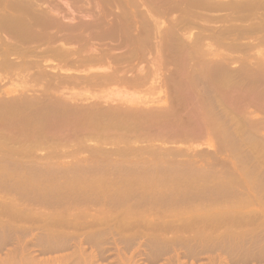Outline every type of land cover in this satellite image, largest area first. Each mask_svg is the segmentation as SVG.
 I'll list each match as a JSON object with an SVG mask.
<instances>
[{
  "label": "rangeland",
  "instance_id": "rangeland-1",
  "mask_svg": "<svg viewBox=\"0 0 264 264\" xmlns=\"http://www.w3.org/2000/svg\"><path fill=\"white\" fill-rule=\"evenodd\" d=\"M165 1H167V2L165 3ZM194 1L195 0H188V1L187 0H148V2H147V0L146 1L145 0H129V1L128 0H0V36L2 37V38H0V51H1L0 52V61L2 60L4 63V66L0 65V91H1L0 92V99H2V100H0V106L1 105L3 106V107L1 106V108H0V110H1L0 111V119H2L4 121V119L1 117V115L3 116L6 112H3L4 110L2 108H5V110H6L7 106L9 107V103L7 102V101H9V100H7L8 98H12L15 95H23V96L25 95L28 98L33 97L32 100L34 99V97L38 98V97L43 96L45 98V99L35 98L33 103L30 102L29 106L25 103H24L25 104L24 105L23 102H21V103L10 102V105L12 107H9L10 108L8 110L9 114L7 112V116H9V115L11 116V114L13 116V112H16L17 114L19 112L18 115L20 117L17 115V118H20V119L17 120L15 118L16 119V121H15L14 117H16V115H15L16 113H14L13 117L12 116L7 117L6 114H5V116L7 118H5V116H3L5 118V122H3V125L1 124L2 120H0V126L2 127V128L0 127V133H2V135H5L6 137H8V135L10 134L9 138L10 139L13 138L12 142L16 141L17 139L21 141V142H19L17 140L16 143L15 142L12 143L8 138H5V136H4V138H5L4 142L7 141V139H8L7 144L10 147H8V145L6 143H4V144H6L4 146V144L1 143L3 141V136L1 137V134H0V148L2 147L1 148L2 150H0V151H2V152H0V257H1L0 261L4 262V259H6V256H7L8 259L5 260V263H7L6 261H8L7 264H13L12 256L14 254L18 255L17 253H19V255H18L19 259L15 258V257H17L16 255H14L15 257L13 259L14 261H16L18 259L19 262H15L18 264H24L23 262L25 260H23V258L26 257V256H23L24 254L31 257L32 259L33 258L35 259L38 257L37 259H35L36 263H38V264H46V263L47 264H54V263L57 264L58 263L57 261L62 263L61 259L63 256H66V255L74 252L75 250L77 251V249H80V250H83V252H85V254H87V253L92 254V252L94 251L95 254L99 255L98 257H100V258L98 260H95L96 262L94 261L95 264L96 263L97 264H113V263L116 264L117 263L116 261H118L117 259H119L117 264H119V263L123 264L122 261L125 262V260H126L125 258L128 259V257H124V256H130L128 259V263H131V261H133L135 258L134 263H136V264H139V263L140 264H146V262H147V264H164L163 262H166L168 260H169V264H242V263L243 264H264L263 258H259L260 262H259L258 258H257L258 260L256 258L254 260L249 259L248 260L249 263L246 260L245 261L244 260L236 261V259L235 260L233 259V257H235L234 253L236 251H237L236 253H241V254L244 253L245 254V252L249 251V249H250L248 254L249 253L252 254L253 251L258 252L257 250L259 248L264 249V247H263L264 246V244H263L264 243V155H262V153L264 154V147H263L264 146V135H263L264 134V124L262 125L263 128L260 127L261 123H257L258 125H256V122L259 119H261L262 117L264 118V112H263V109H261V107H263V105H264V100H263L264 99V86H262V85H264V83H263L264 80H262V78L264 79V77H263L264 76V73H263L264 72V68H263L264 67V49H263L264 48V40H263L264 39V31H263L264 30V2H263L264 0H244V1L243 0H235V1L234 0H210L211 2L210 1L207 2L208 0H196L195 2ZM228 1H229V3H228ZM138 2H140V3H138ZM124 3H125V5H124ZM176 3H177V5H176ZM207 3H208V5H207ZM231 5H233V7ZM214 6H215V8H214ZM228 6H229V9H227ZM235 6H236V8H235ZM152 8H153V11H155L157 13L154 12L152 14L151 13V12H153ZM177 8H178V10H177ZM195 8H197V9H195ZM208 8H210L211 10ZM161 9H162V12H161ZM218 9L220 11H218ZM181 10H182V12H181ZM139 11L140 12L144 11L145 13H147L146 11H150L148 13L153 15L152 19L155 18V19H153V20H155V22L152 21V23H151V21H149L147 23L145 21L144 17L141 18L140 21H137L138 23L136 22V25L138 24L137 25L138 27H143L144 25H146L145 29L148 30V33L147 34L145 33V34L147 36H148V34L150 36L151 35L150 33L153 32L154 27L156 29L158 26L160 27V29H162L161 32H165V34L162 33V35H163L162 40L164 43L163 42L159 43L160 48H161V49L160 48L159 49H160V52H162V54H161L158 51V54L160 55L159 57L156 54L157 50H159V49L156 47H153V49H151L152 44L150 45L151 48L149 47V42L157 41V39H158V37L157 38L155 37L156 35L154 32H153L154 36L152 34V36L155 37V39L153 38L154 40L151 41L152 37L148 36V38H147V36H146L143 38V42H140L142 44L147 43L148 45H146V47L148 46V49L143 48V47H145V45L144 46L140 45L141 46L140 48L143 51L140 49L139 50L140 52L139 51L137 53L132 52V54H131V50H133L132 48L134 47V50H135V48H136L135 46H138V44L135 45L134 44L135 42L131 43L132 39H129V41H128L127 39L129 37L126 36L127 33L125 35V33L122 32L123 35L125 37H127L124 39L123 38L124 36L122 35L123 41L118 36H117L118 38L114 37L113 35H112V37H110L111 34L109 32L111 30L109 29V26H113V25L116 26L117 25L116 23H118V26L122 25L121 27L119 26L120 29H122L124 31L129 30L128 32L132 31L133 27L135 26L132 24L135 22V19H134L135 16L133 14H135V12H136V14H141V13H139ZM203 14H205V15H203ZM223 14H225V15H223ZM247 14H248V16H247ZM62 15L66 18H64ZM95 15H97V16H95ZM175 15L177 16L176 18H175ZM199 15H201V16H199ZM35 16H38V18L36 19ZM182 16H184V17L182 18ZM92 17H94V18H92ZM205 17H206V19H205ZM40 18H42V19H40ZM49 18H51V19H49ZM116 18H117L118 22L116 21V23H115ZM135 18L139 20V18H137V17H135ZM233 18L236 20H234ZM2 19H3V21H2ZM55 19H56V21H55ZM129 19L130 20L132 19V20L130 21ZM203 19H204V22H203ZM252 19H253V21H252ZM41 20L43 21V24H42ZM61 20H62V22H61ZM133 20H134V22H133ZM181 20H182V22H181ZM193 20H194V22H192ZM209 20H211V21H209ZM7 21H8V23H6ZM36 21H37L38 25L40 24L39 26H37ZM89 21H90V23H89ZM224 21H225V23H224ZM242 21H244V22H242ZM66 22H68V23H66ZM195 22H197L199 25H197V23H195ZM50 23H51V25H50ZM180 23H181V25H180ZM140 24H144V25H140ZM148 24H150V25H148ZM182 24H184V26H185V28H183V30L180 29V27L182 28ZM231 24L233 26L236 25V27L235 26L232 27ZM242 24H244V25H242ZM152 25H153V28H152ZM190 25H191V28H188V27H190ZM67 26H68V28H67ZM89 26H90V29H89ZM125 26H129L130 28H127ZM212 26H214V27L212 28ZM238 26L241 28H239ZM260 26L263 28H261ZM69 27H71V28H69ZM95 27H96V30H95ZM106 27H107V30L108 29L110 30V31H108V34L105 31ZM149 27H151L150 30H149ZM200 27H201V29H200ZM203 27L206 29H204ZM5 28L7 31L5 30ZM92 28H93V30H92ZM97 28L99 29V31ZM222 28H223V30H222ZM225 28H227L226 33L224 32V31H226ZM72 29H75V30H72ZM102 29H104L103 34H102V31H103ZM24 30L27 33H25ZM69 30H71L75 34L71 33V35H72L71 36ZM86 30H87V32H85ZM234 30H236L237 32ZM250 30H251V32H250ZM65 31H66V33H65ZM76 31H77V35L79 34V37H80V33H81L82 39L81 38L79 39V37L76 35ZM82 31H83V33H82ZM95 31L99 32L100 35L97 34ZM88 32H90L92 34L94 32V34L89 35L90 33H88ZM133 32H134V30L132 31V33ZM195 32L199 35L198 37H201V38H198L196 36L197 34L195 35ZM222 32H224L225 36H228L227 34L229 32V36H228L229 38H227L228 40L224 37V34ZM257 32H258V34H257ZM67 33H68V35H67ZM86 33H87V35H86ZM167 33H169L168 37L166 35ZM201 33L205 34V35H201ZM231 33H232V35H231L232 37L230 36ZM235 33L237 34V36H235L236 35ZM20 34H22V35H20ZM65 34H66V36H65ZM83 34H85V36ZM109 34H110V36H108ZM208 34H210V35H208ZM245 34H246V36H245ZM8 35H9V37H7ZM73 35H76V37ZM88 35L92 36L93 39L91 37L90 38L93 41H90V38L88 37ZM94 35H96V38ZM98 35H99V37H98ZM19 36H20V38H19ZM64 36H65V38H64ZM192 36H193V38H194V36H196L198 39L195 37L193 40L195 42H193ZM202 36L203 37L207 36V38H208L207 39L205 37L206 40H203L204 42L206 41L205 43L202 42L204 45L200 44L201 43L200 41H202V38H203ZM234 36L236 39L233 38ZM31 37H33V38H31ZM60 37H62V38H60ZM66 37H68V38H66ZM83 37H85V39H83ZM87 37L89 38V39H87V41L89 40L88 41L89 43L92 42L91 44L87 45V42L84 41V40H86ZM97 37H98V39H97ZM209 37L210 38L213 37V39L217 38L218 41L217 40L215 41V43H216L215 45H214L213 41H210L212 39H210ZM230 37L233 40L230 41ZM52 38L55 40V42ZM146 38L149 41L145 42L146 40H144V39H146ZM149 38H151V39H149ZM171 38H173V39H171ZM22 39H24V40H22ZM67 39H69V40H67ZM100 39H102V40H100ZM61 40H62V44H60ZM111 40H112V42H111ZM117 40L121 43H118ZM207 40H208V43H207ZM75 41L77 42V44ZM190 41L192 44H190ZM126 42L131 43V44H128ZM209 42H212V43L210 44ZM218 42L223 46V48L220 47L221 45ZM231 42L233 43V45L235 47L231 45L232 44ZM50 43L51 44L54 43V44L51 45ZM65 43H67V44H65ZM122 43H125L126 45L128 44L127 46L130 45V47H129L130 50H128L127 46L125 44H122ZM167 43L169 46L167 45ZM178 43H179V47H180L179 49L180 50L177 47ZM182 43L184 45H182ZM249 43H250V45H249ZM110 44H112L111 47L113 48V50L110 47ZM185 44H187V45H185ZM207 44H208V46H207ZM212 44H213V46H212ZM28 45H30V46L28 47ZM115 45H116V47L120 45V47L115 48ZM123 45H125L126 47ZM159 45L157 47H159ZM188 45H190V46L188 47ZM216 45H217V47L215 48ZM122 46H123V48H121ZM198 46H200V47L203 46L202 47L203 49L200 50V47H198ZM211 46L215 49H213ZM18 47L19 48L21 47L22 51H21V48L18 49ZM85 47H87V48L89 47V48L87 49ZM97 47H98V49H97ZM163 47L164 48L169 47V48H166L163 50ZM182 47H184V48H182ZM208 47H210V49H213V50L211 51ZM55 48H56V50H55ZM90 48L91 49L93 48V49L90 50ZM95 48L97 49L96 51L94 50ZM105 48L109 49L110 56L113 54L114 56L118 57L116 59V57H114L112 55L109 58L111 63L116 61L115 65L118 68V69L116 68V75L118 74L117 73L118 71H119V74L121 75L123 73L122 70L126 69V71H124V74H122L121 76L118 74V76L124 77V75H125V78H126V76H128L129 79L128 78L127 79L129 81L126 80V82H123L125 80L121 81V80L115 79V81H114V79L113 80L107 79V80H105V82L102 81V85L99 83L97 84L93 81L94 76H97L98 74L102 75V73L100 74V72H103V73L106 72V70H103L104 65L107 67L109 66V68H111L112 66L115 67V65H113V63H112V65L110 63H106V62H109L108 60L103 61L106 63L105 64L102 62V60L100 61L97 58H95V56L98 55V51L103 50ZM196 48H199V49H196ZM218 48H220V49H218ZM233 48H234V50H233ZM36 49H37V51H36ZM47 49L51 53H49V51ZM167 49L169 51H167ZM175 49L176 50L178 49V50L176 51ZM181 49H183V50H181ZM195 49L198 52H196ZM61 50H62V52H60ZM123 50L128 51L129 55L127 54L126 51H124V53H123ZM147 50H149L150 52ZM204 50H206V52H208V50H210V51L208 52V54L202 53V55H201L199 52H204ZM229 50H231L232 52H230ZM9 51L11 54L9 53ZM64 51L65 52L68 51L67 54L65 53L67 57L64 56L65 55ZM261 51L263 52V54ZM29 52L32 54H30ZM33 52H35V53H33ZM73 52H74V54H73ZM80 52H81V54H80ZM96 52H97V54H96ZM210 52H212V53H210ZM215 52L217 54H214ZM59 53H60V56H59ZM61 53H63V55ZM92 53H93V55H92L93 57H91ZM141 53L143 55H141ZM154 53H155V56H154ZM168 53H170V55ZM179 53L181 54V57L178 58V55H180ZM247 53L250 54V56ZM251 53H253V55ZM118 54H121L122 57H120ZM134 54L135 55L140 54V55H138L139 57L135 59V58H133L135 56ZM210 54H212V57ZM130 55H131V58L129 59ZM132 55H134V56L132 57ZM148 55H149V57H148ZM182 55H183V57H182ZM186 55H188L189 57H186ZM214 55H217V57L216 56L214 57ZM229 55H230V58H232V60L229 58ZM231 55H232V57H231ZM26 56H27V58H26ZM62 56H64L65 58H63ZM78 56L80 58H78ZM246 56H248V57H246ZM12 57H14V58H12ZM69 57H70V59H69ZM76 57H77V59H79V61L77 60V62H76ZM84 57L86 60L87 59L88 60L85 61V59H83ZM119 57L121 59H124V60L119 61L118 60ZM124 57H126L128 59H126ZM196 57H198V58L196 59ZM150 58L155 59V60L151 61ZM156 58H158V59L160 58V60H158L159 62L157 61ZM176 58H177V60H176ZM182 58H184V59H182ZM188 58H189L188 61L185 60ZM215 58H217V59H215ZM242 58H245V59H242ZM204 59H205V61H202V63H204L202 65V68L204 67L205 70L204 69H202V70H203V72L204 71L205 72L202 73L201 67L198 68V65L201 66V64L199 62L201 60H204ZM178 60L179 61L181 60V61L179 62ZM5 61L6 62L8 61L7 63L9 65L6 64ZM80 61H82V62H80ZM92 61L96 67L99 65L100 67H97V68H101L102 71H101V69L97 70L95 68L94 64H93V66H91L90 64H92ZM123 61H126L127 65ZM131 61H133V62L131 63ZM145 61H147V62H145ZM154 61H156V62H154ZM128 62H130V63H128ZM162 62L164 64H162ZM188 62L190 63V65L191 64L192 65L191 66L188 65L189 64ZM219 62L220 63L222 62V64L220 65ZM228 62H230V63H228ZM48 63H50L51 66ZM53 63H55V64H53ZM64 63H65V67L67 66L66 67L67 69L64 67ZM117 63H121L122 66L120 64H119L120 67L117 66ZM179 63L181 65H179ZM185 63H188V64H185ZM223 63H224V65H223ZM244 63H246V64H244ZM11 64H13V65L15 64V66L17 64L18 65L20 64L21 68L19 67L20 69L14 70V72H13V69L15 67ZM76 64H79V65L77 66ZM108 64H110V65H108ZM123 64H125L126 66H123ZM129 64H130V66H129ZM131 64H132V66H131ZM145 64L146 65L149 64L150 66L147 67ZM182 64L183 65L185 64L184 65L185 67H183ZM193 64L196 68L199 69V72L195 67H193ZM196 64H197V66H196ZM208 64L210 66H208ZM40 65H41V67H40ZM134 65H136L137 68ZM225 65L228 67H226ZM8 66H10V67L13 66V68L11 67L12 68L11 69ZM53 66H54V68H53ZM74 66H76L78 69ZM105 66H104V68H105ZM229 66H230V68H229ZM257 66H259V69ZM260 66H262V67L260 68ZM121 67H122V69H121ZM130 67H132V68H130ZM191 67H192V69H195L194 72H191V71H193V70H191ZM221 67H223V69ZM239 67H240V69H239ZM89 68H90V70L87 71ZM127 68L128 69L130 68V69L127 70ZM155 68H157V69H155ZM176 68H177V70H176ZM206 68H207V70L208 69L210 70V68H212L211 69L212 71L210 70V73L212 72L211 73L212 75L215 74V76H213L214 78L219 76V75H223L224 73H230L231 75L234 73V75L232 76V82H233V88H231L232 91L223 89V87L217 91L219 85L217 84L216 81L217 80L219 81L220 78L219 77L216 78V80L214 82V78L209 76L211 74L209 73V71L206 70ZM219 68H220V71H219ZM111 69H108L107 72L111 71ZM119 69H121V70H119ZM139 69H141V70H139ZM178 69H179V71H178ZM184 69L188 70V73L189 72H191V73L188 74L187 71H185ZM221 69H222V71H221ZM262 69H263V72H261ZM24 70H26V71H24ZM82 70H83V74H82ZM147 70L149 73L147 72ZM256 70H257V72H256ZM34 71H35V73H33ZM121 71H122V73H120ZM232 71H234V72L232 73ZM236 71H239V72H236ZM134 72H135V75H134ZM141 72H142V75L144 73L143 76L145 78L140 74ZM158 72H159V75H158ZM180 72L182 73L181 76H180V74H181ZM183 72L184 73L186 72V74H184ZM195 72L199 73V74L201 73L200 75H202V76H199ZM222 72H224V73H222ZM253 72H255V73H253ZM259 72H261V73H259ZM72 74H74L76 77ZM138 74L142 76L140 79L141 81L137 80L138 81L137 82V81L130 80L133 77L132 75H134V77H135ZM146 74H147V76L149 75L148 78H147ZM168 74L170 76H168ZM183 74H184V77H183ZM190 74H193L196 77V79L193 80L194 76H192ZM257 74H259V76L262 78H259V77L256 78L258 76ZM261 74H263V75L261 76ZM197 75H198V81H203L204 80L203 78L205 77V80L203 82H200V83H204L206 81H207V83H204L203 86H202V84H199V82L196 81ZM203 75H204V77H203ZM72 76L75 78H73ZM150 76H152V77H150ZM236 76L237 77L239 76L238 78H240V80H237V81L234 80V79H238ZM46 77H47V80H46ZM199 77H202V78H199ZM209 77H211V78H209ZM84 78H85V80L87 78V80H86L87 82L84 80ZM186 78H188V80ZM207 78L211 79L210 82L212 81V83H210V84H213L211 87H213L214 89L216 87V90H214L213 88H212L213 90L210 89L209 80ZM81 79H83V80H81ZM179 79L181 81H182V79L185 81L179 82ZM257 79H259V80H257ZM88 80H90V81H88ZM189 80L190 81L193 80L191 82V84L193 83L192 84L193 88L197 84L202 86V88L199 87V85L197 87L195 86V89L199 88V89H197L198 93L196 92L197 90L189 87L190 86ZM254 80L257 82H255ZM106 81H107V84H106ZM111 81H114V82H111ZM186 81H187L186 86H184ZM260 81H262V82H260ZM62 82H64V83H62ZM91 82H93L95 84H93ZM128 82L129 83L132 82L131 84L133 86L128 84ZM188 82H189V84H188ZM194 82H195V84H194ZM236 82L237 83L239 82V84H237ZM49 83H50V85H49ZM56 83L60 84V86L57 85ZM81 83H83V84H81ZM136 83L139 85H136ZM248 83H250V84H248ZM255 83H256L257 87L254 85ZM207 84H208V86H207ZM260 84H262V85H260ZM108 85H109V87H108ZM166 85H168L169 87ZM180 85H182V86H180ZM236 85L237 86L239 85L240 87L238 86L239 88H236ZM97 86H99V87L97 88ZM137 88H139L140 90L139 89L136 90ZM206 88H207V90H204ZM47 90H48V92H46ZM186 92L189 95H187ZM235 92H236V94H235ZM239 92H241V93H239ZM237 93H239L240 95H237ZM44 95H46V96H44ZM194 95H197V96H194ZM200 95H203V96H200ZM204 96H205V98H204ZM217 96H219V97H217ZM182 97H184V98H182ZM187 97H189L191 100ZM196 97H198V98L196 99ZM214 97H215V99H214ZM248 97H249V99H248ZM54 98H56V99H54ZM57 98H59V99L57 100ZM204 99L205 100L207 99V100L205 101ZM37 100H39V101H37ZM53 100L61 101L62 103L67 104L66 107H65V105L63 107H65V108L71 107L72 109H74V111H76L77 109L78 110L81 109V110H79L81 112L79 113V111H78V113H77V111H76V113H75L76 115H73L69 111L67 112L66 110H64V112H63L61 110L63 112V114L62 113L60 114V112H57V114H58L57 115L56 113L53 112V110L50 109L49 110L50 114H49L47 107L48 108L52 107L50 104H52L51 101L54 102ZM194 100L196 102H198L197 100H199V102L196 104V102ZM241 100L244 102H242ZM245 100H246V103H245ZM1 101H3V103H4V101H6L5 106L6 105L7 106L5 107ZM210 101H211V104H210ZM35 102H36V104H35ZM71 102H72V104H71ZM186 102H189V103H186ZM259 102H261V104ZM44 103H46V104H44ZM86 103L87 104L92 103L93 106H91L92 104L87 105ZM174 103H175V107H174ZM21 104H22V106H21ZM31 104H32V106H31ZM47 104H49L51 107L47 106ZM85 104L87 105V107H90L91 110L89 108H86ZM212 104H213V106H212ZM228 104H230V105H228ZM83 105H84V107H83ZM193 105H194V107H193ZM195 105H196V107H195ZM239 105H240V108H238ZM256 105L257 106L260 105V108H259V106L257 107ZM23 106H25V108ZM181 106L183 108L184 114H183ZM19 107H20V109H19ZM42 107H43V109H42ZM73 107H75V108H73ZM91 107H93V108H91ZM256 107L258 109H256ZM45 108L47 109V111L44 110ZM83 108H84V110H83ZM178 108H180V109H178ZM228 108H230L231 110H228ZM36 109H37V111H36ZM85 109H86V111H88V109H89V111H88L89 114L96 113L95 116L94 115L90 116L87 114V112L85 113ZM11 110H13V112H11ZM97 110H100V111L103 110L102 114L105 116L99 118V116L102 114H98V112L100 113V111H97ZM174 110H176V111L174 112ZM239 110L241 111V113ZM50 111H52L56 115L52 116V112H50ZM210 111H212L213 114ZM1 112H3V113H1ZM201 112L202 113L204 112V113L201 115L200 114ZM30 113L32 115H30ZM44 113H47V114H44ZM65 113H67L66 115H68V113L71 114V115L69 114L70 116L69 115L67 116L68 119L71 118V120H69V121H72V119H74V120L76 119V121H77V118H75V116L78 117V115H79V117H80L81 113L84 114L83 115L84 117L87 116V117L92 118V116H93L94 122L96 120L97 121L99 120L98 122L101 125L102 124L103 125L109 124L111 130L108 126L109 129H107V127H106V130L104 129L105 131L103 130L102 133L99 132L98 130H100V129H98V130H94L93 132L91 131L92 133L88 134L86 136H83V134L81 135V133H80L81 136H79L77 138L78 133L76 135V133L75 132L73 133V130H72V128H73L72 125H74V128H75L76 127L75 125H77V124H75L76 123L75 121H74L75 123L73 121L72 122L67 121L68 119L66 118V116H64ZM107 113H108V116H107ZM164 113H165V115H164ZM194 113H196V114H194ZM24 114L25 115L28 114V115L24 116ZM33 114L35 115L36 119L34 118ZM72 115L74 118L72 117ZM96 115H98V116H96ZM183 115H185V116H183ZM186 115H188V116H186ZM193 115L194 116L196 115V116L194 117ZM197 115H198V117H197ZM206 115H208V116H206ZM246 115H247V117H246ZM32 116L35 120L32 118L30 119V117H32ZM60 116H61V120H59L60 118L56 119ZM83 116H81V117H83ZM200 116L201 117L204 116V117L201 118ZM205 116L207 118H205ZM21 117H23L25 120L26 119L27 120L23 121V118H21ZM26 117H28V118H26ZM38 117H39V119H38ZM44 117H46V118H44ZM53 117H55V119ZM81 117H80V119H78V120H80L79 122H81ZM97 117H98V119H97ZM127 117H129V118H127ZM155 117H156V120H155ZM8 118H10L11 122L8 120ZM11 118L13 119V122H12ZM185 118L187 121L185 120ZM199 118L202 119V121L205 118L206 120H204V123L208 122V120H209L210 122H208V123H210V124H208V123H206V124H208V126L210 128L208 126L206 127V125L202 124V123H201V126L204 125L205 128L204 129H203V127L200 128L199 127L200 125H198ZM215 118L216 119L218 118V119L215 120ZM231 118L234 121L236 120L237 122L236 121L235 122L237 124L239 123L240 125L239 124L235 125L236 123L231 124L232 122H234L231 120ZM253 118H255V119L253 120ZM28 119H30V121L36 122L38 125L36 123H32V122L27 123V122H29ZM40 119H41V121H40ZM43 119H45L46 121ZM47 119L49 121L51 119L52 121H50V122H53V123H50V124H53V125H50L49 121ZM101 119H103V120L101 121ZM55 120L58 121V123ZM108 120L111 123H109ZM230 120L232 122H230ZM249 120H251V121H249ZM8 121L10 123H12L13 125H15L14 128H13V125L12 124L10 125V123ZM18 121L19 122L21 121L22 125L24 124V122H26V123L22 126L21 123H19ZM97 121H96V123L98 124ZM202 121L200 120V122H202ZM211 121L214 123L212 124ZM227 121L230 122V124H228ZM254 121H255V125L253 124ZM40 122L43 123L44 125L47 123L45 126H43L45 128H42L43 124L41 125ZM54 122H56V125ZM62 122H65L66 127H67V125L69 126V123L72 125H70V127H67L68 128L67 129L66 127H64L65 125L63 124L64 126L62 125L63 128L61 129V132H60V129H58L59 131L57 132L56 129L58 127L59 128L62 127L61 125H59V124H62ZM217 122L219 123L218 124L219 127L217 126ZM4 123H5V125H4ZM15 123H18V124H15ZM39 123H40L42 131H43L42 135H44V133L47 131V130L45 131V129H47L49 127V125H50V127H52L50 129L51 131L50 130L47 131L48 136L50 138L48 136H46L47 133H45V135L42 136L41 139L35 138L36 136H34V133L29 134L28 131H31V129L33 128L32 124H33V126L35 124L34 127L38 126L34 129H38ZM182 123L185 124V127H186L185 129H187V127L190 126L188 128V130L186 131V132H188V134L192 133L191 131H193V133H195V134L197 133V135H199V133H200V136L197 137L196 135L191 134L194 136V139H193V136H191V135L188 139H187V137L186 138L181 137L182 138L181 139L178 136L170 137L171 139L170 138L168 139L165 137V139H164V134L162 132L159 133L160 136H159V134H154V131H157V130L160 131L162 129L161 125H164V124H166V126H168V124H169V129H168L169 131H174V132L176 131L177 132L178 129L183 130L182 129L183 128ZM195 123H197V124H195ZM6 124L9 126V128L7 127V129L4 130L5 133L8 131V133L5 134L2 131H3L4 127L6 128ZM27 124H28V126H27ZM30 124H31V126H30L31 129L29 127ZM57 124L59 126L56 128ZM114 124L115 125L119 124L121 126L117 127ZM134 124L136 126H134ZM152 124H155V125H152ZM156 124H158V125H156ZM179 124H182V125H180V128L178 127ZM16 125H18L19 127ZM127 125H129L131 127H129ZM195 125L196 126L198 125L197 131L195 129ZM229 125H231V128H229ZM25 126L28 127V129H26V131L23 128ZM171 126H172V128H170ZM119 127H121V128H119ZM159 127H161V129ZM259 127L261 128V130ZM64 128L66 129V131H64L65 130ZM69 128H71V132L68 131V130H70ZM131 128H132V130H131ZM145 128H147V129H145ZM153 128H155V129H153ZM207 128H209V130H207ZM15 129H19V130L15 131ZM34 129H32V130H34ZM136 129H137V131H136ZM233 129H234V132L235 131L237 132V130H239V129L241 131L245 130V132H247L248 135H250L249 136L250 138H247V133H244V132L243 133L241 132L242 134L241 133L239 134V132L232 133L234 135H232V137H230L231 136L230 134H231ZM235 129H237V130H235ZM256 129H258V131ZM22 130H24L26 132L25 133L26 136L24 135V131L21 132ZM52 130L56 131L57 133L54 132V134H53ZM152 130H153V133H152ZM203 130H205V133L203 132ZM215 130H217V131H215ZM220 130H222V132ZM227 130H229V131L227 132ZM248 130L250 131V133L248 132ZM19 131L21 133H23V135L26 137L25 140H24V138H20V136H18V134L20 133ZM42 131H41V133H42ZM97 131L99 132V134L97 133ZM199 131H201V132H199ZM27 132H28L29 136L27 135ZM219 132H220V134H219ZM225 132H227V133H225ZM12 133H13V137L11 135ZM94 133H96V134H94ZM111 133H112V136H111ZM223 133L226 135L229 134L230 136L227 135V136L222 137ZM253 133H254V135L252 136L251 134H253ZM125 134H129V135H125ZM213 134H215V135H213ZM237 134H239L238 137H237ZM53 135L55 136V138L53 137ZM57 135L60 137L62 136L63 138L61 137L62 139L61 138L59 139V137ZM119 135H121L120 138H119ZM139 135H141V136H139ZM143 135L144 136L148 135V137L150 135L151 136L149 138L145 137L146 139H143L144 138ZM152 135H154V136H152ZM157 135L159 136L158 138H157ZM14 136H17L18 138L16 140H14L16 138V137L14 138ZM31 136L33 138H35V140L40 139L41 142L43 141L42 144H44L45 147H43L44 145H42V144L40 146L39 145L35 146L34 145L35 142H33L34 139ZM45 136H46V138H45ZM65 136H67L66 138L68 139V143L66 141ZM29 137H31V138H29ZM51 137L54 140H52ZM100 137H103V138L101 139ZM176 137H178V138H176ZM56 138H57V140H56ZM131 138L132 139L134 138L135 141L131 140ZM150 138H152V139H150ZM73 139H74V141H73ZM221 139H223V140H221ZM230 139L232 141H229ZM29 140L31 142H29ZM48 140H50V142ZM245 140H249V141H245ZM9 141L11 142L10 143L11 145L9 144ZM46 141H47V143H46ZM60 141H63L65 143H62V145H61ZM100 141L102 142L101 144H99ZM106 141L108 143H106ZM18 142L21 144H18ZM69 142L70 143L72 142L71 143L72 145H70ZM54 143H56V144H54ZM75 143H77V144H75ZM1 144H3V145H1ZM17 144L19 145L18 146L19 148H16ZM29 144L30 145L32 144L31 147L34 146L35 148H33V147L31 148L30 146L27 147V145H29ZM51 144H53V145H51ZM63 144H65L64 147H63ZM50 146H52V148ZM56 146H58V147H56ZM11 147H13L12 148L13 150L10 149ZM23 147L27 148L28 150H26ZM99 147H100V152H99ZM129 147H132V148H129ZM45 148H46V151H45ZM71 151H73L75 153H73ZM88 151H91L90 152L91 154ZM145 151H146V154H145ZM27 152H29V153H27ZM49 156H50V158H49ZM91 163H92V165H90ZM111 164H113V165H111ZM100 166L101 167L103 166L102 167L103 169H101ZM67 167H68V169H67ZM95 167H96V169H95ZM93 168L95 170H93ZM113 168H114V170H113ZM86 169H88V170H86ZM110 169H111V171H110ZM116 169L118 170V172ZM7 206H9V208ZM10 207H11V209H10ZM12 208H13V210H15L14 212H13ZM11 214L15 217H13ZM63 216H65L64 219H63ZM143 221H145L146 223ZM162 221H164V222L166 221V223L163 222L164 223L163 229L165 227H167V228H165L166 230L164 229L165 231L163 229H161L162 225H163ZM171 223H173V224H171ZM160 224H162V225H160ZM147 225L150 227H147ZM183 225H185V226H183ZM6 226H7V228H6ZM168 226H169V228H168ZM178 227H180V228H178ZM2 229H4V230H2ZM120 229H122L123 231ZM168 229H169V232H166V231H168ZM5 230L7 232H5ZM118 231H120L121 233ZM197 231L200 232L201 234L198 233ZM76 233H77V235H76ZM87 233H88V235H87ZM72 234L74 237L72 236ZM151 234H153V237H154V235L156 237L153 238L152 236H150ZM92 235H93V237H91ZM132 235H134V236H132ZM96 236H98L97 237L98 241H97ZM99 236L101 239L99 238ZM102 236H104V238ZM128 236H129V239L127 238ZM201 236H203V237H201ZM70 237H71V239H70ZM157 237L160 239V241L162 239H164L163 237H166L167 239H165V240L167 241V243L169 242L167 244L165 240H162V243L164 245L166 244V246H168L167 249L169 248L168 252L163 253L164 256L161 255L162 257L161 258L159 257L160 259H157V261H151L150 263L147 260L146 261L142 260L143 255H140V258H138L139 254H138V256L135 257V255L137 253H140V251H143V249L147 248V245H149V243H150V241L148 240L149 238L156 239ZM179 237H181L182 239L181 238L179 239ZM88 238H89V241H88ZM60 239H62V240H60ZM123 239H124V241H123ZM39 240H41L42 244L40 243ZM125 240L130 244L126 243ZM128 240H130V241H128ZM254 240H257L258 244ZM53 241H55L56 243ZM96 241L99 243H97ZM101 241H102V243H101ZM121 241H122V243H121ZM35 242H37V244ZM44 242H46V243H44ZM144 242L146 245L143 244ZM162 243L158 241V245H161ZM255 243H256V245H255ZM48 244H49V246H48ZM57 244H59V246ZM67 244H68V247H67ZM96 244H99V245H96ZM193 244H195L196 246ZM50 245H52V246H50ZM54 245H57L58 248L54 249L55 248ZM257 245H259V246H257ZM45 246L47 248L49 247L48 250L46 249L47 251L45 250V248H46ZM62 246H63V249H61ZM237 246H238V248H237ZM249 246H251L252 248ZM74 247H75V249H74ZM100 247H101V249H100ZM125 247H127V248H125ZM245 247L247 249H245ZM256 247L257 248L259 247V248L257 249ZM50 248H51V250L49 251ZM96 248H98V249H96ZM254 248L256 250H254ZM43 249H44V251H43ZM125 249H127V250H125ZM204 249H205V251H204ZM243 249H245L246 251H243ZM12 250H13V252H17L19 250L20 252L18 251L17 253H12ZM15 250H17V251H15ZM121 250H123L122 253H121ZM138 250H139V252H137ZM186 250H188L189 252ZM190 250L192 252H190ZM41 251L44 253H42ZM99 251H101V253L106 252V253H104V255H105L104 256L105 259H103L104 261H102V259H101V256L103 254H99ZM242 251H243V253H242ZM94 252H93V254H94ZM117 252L119 253L118 256H116L117 254L115 255V253H117ZM132 252H134V253H132ZM135 252H137V253H135ZM8 253L10 256L11 255L12 256L9 257ZM126 253L128 255H126ZM166 253H167V255L168 254L169 255L167 256ZM120 254H123V255L121 256ZM251 254H249V255H251ZM119 255H120V257H123L122 261H121V258H117V257H119ZM113 256L114 257L116 256L117 259L116 258L114 259ZM60 257H61V259H60ZM131 258H133V260ZM165 258H168V260H165ZM28 259L31 260V261H29L31 264L32 259L26 257L27 262H28ZM130 259H131V261H130ZM136 260H137V262H136ZM35 261H33L34 263L33 262L32 263L36 264ZM49 261H53V263L49 262ZM153 262H155V263H153ZM1 264H3V263H1ZM27 264H29V263H27Z\"/></svg>",
  "mask_w": 264,
  "mask_h": 264
},
{
  "label": "bare ground",
  "instance_id": "bare-ground-1",
  "mask_svg": "<svg viewBox=\"0 0 264 264\" xmlns=\"http://www.w3.org/2000/svg\"><path fill=\"white\" fill-rule=\"evenodd\" d=\"M128 1H129V0H128ZM145 1H146V0H145ZM187 1H188V0H187ZM195 1H196V0H195ZM195 1H194V2H195ZM209 1H210V0H208L207 2H209ZM234 1H235V0H234ZM243 1H244V0H243ZM147 2H148V0H147ZM166 2H167V1H165V3H166ZM177 2H178V1H177ZM197 2H198V1H197ZM203 2H204V1H203ZM210 2H211V1H210ZM214 2H215V1H214ZM247 2H248V1H247ZM263 2H264V1H263ZM138 3H140V2H138ZM192 3H193V2H192ZM225 3H226V2H225ZM228 3H229V1H228ZM130 4H131V3H130ZM198 4H199V3H198ZM201 4H202V3H201ZM226 4H227V3H226ZM226 4H225V5H226ZM124 5H125V3H124ZM164 5H165V4H164ZM176 5H177V3H176ZM179 5H180V4H179ZM195 5H196V4H195ZM207 5H208V3H207ZM216 5H217V4H216ZM225 5H224V6H225ZM238 5H239V4H238ZM256 5H257V4H256ZM133 6H134V5H133ZM135 6H136V5H135ZM145 6H146V5H145ZM186 6H187V5H186ZM201 6H202V5H201ZM205 6H206V5H205ZM209 6H210V5H209ZM231 6L233 7V5H231ZM244 6H245V5H244ZM261 6H262V5H261ZM139 7H140V6H139ZM139 7H138V8H139ZM152 7H153V6H152ZM159 7H160V6H159ZM199 7H200V6H199ZM217 7H218V6H217ZM246 7H247V6H246ZM246 7H245V8H246ZM257 7H258V6H257ZM259 7H260V6H259ZM135 8H136V7H135ZM170 8H171V7H170ZM212 8H213V7H212ZM214 8H215V6H214ZM235 8H236V6H235ZM249 8H250V7H249ZM136 9H137V8H136ZM174 9H175V8H174ZM174 9H173V10H174ZM185 9H186V8H185ZM185 9H184V10H185ZM188 9H189V8H188ZM195 9H197V8H195ZM208 9H210V8H208ZM227 9H229V6H228ZM253 9H254V8H253ZM70 10H71V9H70ZM141 10H142V9H141ZM144 10H145V9H144ZM149 10H150V9H149ZM177 10H178V8H177ZM186 10H187V9H186ZM190 10H191V9H190ZM210 10H211V9H210ZM214 10H215V9H214ZM241 10H242V9H241ZM129 11H130V10H129ZM150 11H151V10H150ZM150 11H146L147 13H145L144 11H143L144 13L139 11V13H141V14H136V12H135V14H133L135 17L139 18V20H138V19H136V18L134 17L135 22H134V20H133L134 23H132L133 25H135V26L133 27V29H132V31L134 30L133 33H132V31L128 32L129 30H128V31L126 30V31H127V32H126V31L120 29V27H121L122 25H121V26L119 25L120 27L118 26V23H116L117 18H116V20H115V23H116L117 25L115 24L116 26H114V25H113V26H109V29H110L111 31H110L109 29L107 30V27H106V28H105V31H106L107 34H108V31H110L109 33L111 34V36H110V34H109L108 36H110V37H112V35H113L114 37H117V36H118V37H120L121 39H122V35H123V33H125V35H126V33H127L126 36L129 37L127 40L129 41V39H132V40H131V43H132V42H133V43L135 42V43H134L135 45L138 44V46H135V47H136L135 50H134V47H133V48L131 47V48L133 49V50H131V54H132V52H133V53H134V52L137 53V52L141 49V48H140V47H141L140 45H143V46L145 45V47H143V48L148 49V46L146 47V45H148L147 43H146V44H144V43H143V44L140 43V42H143V38L147 36L146 34L148 33V30L145 29V28H146V27H145L146 25H144V24H140V25H144V26H143V27H138V26H137L138 24L136 25V22H137V21H140V19L143 18V17H144V19H145V21H146L147 23H148L149 21H151V23H152V21L155 22V20H153V19H155V18L152 19V16H153V15H151L150 13H148V12H150ZM152 11H153V8H152ZM156 11H157V10H156ZM171 11H172V10H171ZM218 11H220V10L218 9ZM223 11H224V10H223ZM243 11H244V10H243ZM246 11H247V10H246ZM84 12H85V11H84ZM154 12H155V11H153V12H151V13L153 14ZM161 12H162V9H161ZM161 12H160V13H161ZM181 12H182V10H181ZM189 12H190V11H189ZM227 12H228V11H227ZM248 12H249V11H248ZM73 13H74V12H73ZM85 13H86V12H85ZM89 13H90V12H89ZM95 13H96V12H95ZM126 13H127V12H126ZM155 13H157V12H155ZM195 13H196V12H195ZM223 13H224V12H223ZM262 13H263V12H262ZM122 14H123V13H122ZM186 14H187V13H186ZM200 14H201V13H200ZM215 14H216V13H215ZM215 14H214V15H215ZM93 15H94V14H93ZM203 15H205V14H203ZM217 15H218V14H217ZM223 15H225V14H223ZM245 15H246V14H245ZM251 15H252V14H251ZM260 15H261V14H260ZM50 16H51V15H50ZM62 16H63V15H62ZM83 16H84V15H83ZM95 16H97V15H95ZM107 16H108V15H107ZM113 16H114V15H113ZM122 16H123V15H122ZM180 16H181V15H180ZM185 16H186V15H185ZM199 16H201V15H199ZM199 16H198V17H199ZM231 16H232V15H231ZM247 16H248V14H247ZM35 17H36V19L38 18V16H35ZM35 17H34V18H35ZM63 17H64V16H63ZM70 17H71V16H70ZM123 17H124V16H123ZM131 17H132V16H131ZM176 17H177V16L175 15V18H176ZM183 17H184V16H182V18H183ZM186 17H187V16H186ZM190 17H191V16H190ZM193 17H194V16H193ZM215 17H216V16H215ZM226 17H227V16H226ZM229 17H230V16H229ZM229 17H228V18H229ZM250 17H251V16H250ZM250 17H249V18H250ZM254 17H255V16H254ZM64 18H66V17H64ZM92 18H94V17H92ZM118 18H119V17H118ZM121 18H122V17H121ZM170 18H171V17H170ZM211 18H212V17H211ZM247 18H248V17H247ZM256 18H257V17H256ZM40 19H42V18H40ZM43 19H44V18H43ZM49 19H51V18H49ZM49 19H48V20H49ZM114 19H115V18H114ZM132 19H133V18H132ZM132 19H131V20H132ZM186 19H187V18H186ZM199 19H200V18H199ZM205 19H206V17H205ZM213 19H214V18H213ZM216 19H217V18H216ZM221 19H222V18H221ZM229 19H230V18H229ZM233 19H234V18H233ZM242 19H243V18H242ZM250 19H251V18H250ZM254 19H255V18H254ZM32 20H33V19H32ZM32 20H31V21H32ZM129 20H130V19H129ZM131 20H130V21H131ZM142 20H143V19H142ZM177 20H178V19H177ZM179 20H180V19H179ZM183 20H184V19H183ZM234 20H236V19H234ZM234 20H233V21H234ZM2 21H3V19H2ZM34 21H35V20H34ZM41 21H42V20H41ZM55 21H56V19H55ZM165 21H166V20H165ZM168 21H169V20H168ZM209 21H211V20H209ZM229 21H230V20H229ZM239 21H240V20H239ZM250 21H251V20H250ZM250 21H249V22H250ZM252 21H253V19H252ZM255 21H256V20H255ZM32 22H33V21H32ZM46 22H47V21H46ZM53 22H54V21H53ZM61 22H62V20H61ZM84 22H85V21H84ZM117 22H118V21H117ZM143 22H144V21H143ZM177 22H178V21H177ZM181 22H182V20H181ZM192 22H194V20H193ZM203 22H204V19H203ZM230 22H231V21H230ZM242 22H244V21H242ZM4 23H5V22H4ZM6 23H8V21H7ZM55 23H56V22H55ZM66 23H68V22H66ZM66 23H65V24H66ZM89 23H90V21H89ZM100 23H101V22H100ZM106 23H107V22H106ZM137 23H138V22H137ZM169 23H170V22H169ZM195 23H197V22H195ZM195 23H194V24H195ZM224 23H225V21H224ZM247 23H248V22H247ZM257 23H258V22H257ZM1 24H2V23H1ZM34 24H35V23H34ZM36 24H37V26L40 25V24L38 25L37 21H36ZM42 24H43V21H42ZM42 24H41V25H42ZM63 24H64V23H63ZM73 24H74V23H73ZM81 24H82V23H81ZM84 24H85V23H84ZM119 24H120V23H119ZM130 24H131V23H130ZM145 24H146V23H145ZM155 24H156V23H155ZM174 24H175V23H174ZM184 24H185V23H184ZM184 24H182V28L180 27V29L183 30V28H185ZM194 24H193V25H194ZM258 24H259V23H258ZM260 24H261V23H260ZM50 25H51V23H50ZM91 25H92V24H91ZM91 25H90V26H91ZM140 25H139V26H140ZM148 25H150V24H148ZM148 25H147V26H148ZM180 25H181V23H180ZM197 25H199V24L197 23ZM213 25H214V24H213ZM221 25H222V24H221ZM231 25H232V24H231ZM242 25H244V24H242ZM253 25H254V24H253ZM253 25H252V26H253ZM46 26H47V25H46ZM69 26H70V25H69ZM73 26H74V25H73ZM90 26H89V29H90ZM160 26H161V25H160ZM169 26H170V25H169ZM177 26H178V25H177ZM222 26H223V25H222ZM222 26H221V27H222ZM234 26L236 27V25H234ZM234 26L232 25V27H234ZM257 26H258V25H257ZM262 26H263V25H262ZM28 27H29V26H28ZM28 27H27V28H28ZM64 27H65V26H64ZM80 27H81V26H80ZM116 27H117V28H116ZM125 27L130 28L129 26H125ZM131 27H132V26H131ZM158 27H159V26H158ZM158 27L156 28L157 30L155 29V27H154V30L152 29L153 32H154L155 35H156L155 37H156V38L158 37L157 41H152V40L155 39V37H153V36H154V33L151 32L152 30L150 31V32H151V33H150L151 35L149 36V34H148L149 37H152V39L149 38V39H151V41H152V42H149V47L151 48V46H152L151 49H153V47H156V48L159 49V48H160L159 43H160V42H163V40H162V38H163V37H162V36H163L162 33L165 34V32H161L162 29H160V27H159V28H158ZM186 27H187V26H186ZM196 27H197V26H196ZM213 27H214V26H212V28H213ZM216 27H217V26H216ZM238 27H239V26H238ZM238 27H237V28H238ZM242 27H243V26H242ZM260 27H261V26H260ZM30 28H31V27H30ZM48 28H49V27H48ZM52 28H53V27H52ZM67 28H68V26H67ZM69 28H71V27H69ZM73 28H74V27H73ZM147 28H148V27H147ZM150 28H151V27H149V30H150ZM152 28H153V25H152ZM169 28H170V27H169ZM188 28H191V25H190V27H188ZM203 28H204V27H203ZM218 28H219V27H218ZM223 28H224V27H223ZM223 28H222V30H223ZM239 28H241V27H239ZM244 28H245V27H244ZM249 28H250V27H249ZM261 28H263V27H261ZM1 29H2V28H1ZM41 29H42V28H41ZM97 29H98V28H97ZM125 29H126V28H125ZM198 29H199V28H198ZM200 29H201V27H200ZM204 29H206V28H204ZM207 29H208V28H207ZM210 29H211V28H210ZM225 29H226V31H224V32L226 33V32H227V28H225ZM232 29H233V28H232ZM242 29H243V28H242ZM247 29H248V28H247ZM2 30H3V29H2ZM5 30H6V28H5ZM72 30H75V29H72ZM92 30H93V28H92ZM95 30H96V27H95ZM102 30H103V31H102V34H103L104 29H102ZM130 30H131V29H130ZM159 30H160V31H159ZM178 30H179V29H178ZM182 30H181V31H182ZM184 30H185V29H184ZM186 30H187V29H186ZM189 30H190V29H189ZM236 30H237V29H236ZM236 30H234V31H236ZM245 30H246V29H245ZM6 31H7V30H6ZM24 31H25V30H24ZM30 31H31V30H30ZM55 31H56V30H55ZM90 31H91V30H90ZM98 31H99V29H98ZM146 31H147V32H146ZM163 31H164V30H163ZM165 31H166V30H165ZM206 31H207V30H206ZM214 31H215V30H214ZM263 31H264V30H263ZM34 32H35V31H34ZM34 32H33V33H34ZM42 32H43V31H42ZM69 32H70V35H71V33H72V34H75V33L72 32L71 30H69ZM69 32H68V33H69ZM85 32H87V30H86ZM95 32H96L97 34L100 35L99 32H97V31H95ZM122 32H123V33H122ZM185 32H186V31H185ZM224 32H222V33L224 34ZM229 32H230V31H229ZM229 32H228V34H227L228 36H229ZM236 32H237V31H236ZM241 32H242V31H241ZM247 32H248V31H247ZM250 32H251V30H250ZM5 33H6V32H5ZM25 33H27V32L25 31ZM28 33H29V32H28ZM43 33H44V32H43ZM65 33H66V31H65ZM68 33H67V35H68ZM82 33H83V31H82ZM88 33H90V32H88ZM145 33H146V34H145ZM193 33H194V32H193ZM244 33H245V32H244ZM29 34H30V33H29ZM39 34H40V33H39ZM55 34H56V33H55ZM91 34H92V33H90L89 35H91ZM93 34H94V32H93ZM93 34H92V35H93ZM152 34H153V36H152ZM168 34H169V33L166 34L167 37H168ZM184 34H185V33H184ZM196 34H197V33L195 32V35H196ZM211 34H212V33H211ZM213 34H214V33H213ZM235 34H236V33H235ZM242 34H243V33H242ZM257 34H258V32H257ZM4 35H5V34H4ZM6 35H7V34H6ZM9 35H10V34H9ZM9 35H8L7 37H9ZM20 35H22V34H20ZM33 35H34V34H33ZM57 35H58V34H57ZM76 35H77V31H76ZM76 35H73V36L76 37ZM83 35L85 36V34H83ZM86 35H87V33H86ZM89 35H88V37H89V38H90V37L92 38V36H89ZM99 35H98V37H99ZM193 35H194V34H193ZM201 35H205V34H202V33H201ZM208 35H210V34H208ZM231 35H232V33L230 34V36H231ZM247 35H248V34H247ZM24 36H25V35H24ZM36 36H37V35H36ZM65 36H66V34H65ZM65 36H64V38H65ZM71 36H72V35H71ZM77 36L79 37V34H78ZM94 36H95V38H96V35H94ZM103 36H104V35H103ZM108 36H107V37H108ZM123 36H124V35H123ZM148 36H147V38H148ZM164 36H165V35H164ZM196 36L198 37L199 35L197 34ZM196 36H194V38H195ZM214 36H215V35H214ZM221 36H222V35H221ZM228 36H225V34H224V37H225L226 39L229 38ZM235 36H237V34H236ZM235 36H234L233 38H235ZM245 36H246V34H245ZM249 36H250V35H249ZM39 37H40V36H39ZM46 37H47V36H46ZM68 37H69V36H68ZM68 37H66V38H68ZM88 37L86 38V40H84L85 42H87V45L92 43V42L89 43V42H88L89 40L87 41V39H89ZM98 37H97V39H98ZM101 37H102V36H101ZM114 37H113V38H114ZM118 37H117V38H118ZM197 37H196V38H197ZM202 37H203V36H202ZM205 37L207 38V36H204V37H203L204 39L202 38V41H200V42H201L200 44H203V43L206 42V41H205V42L203 41V40H206ZM210 37H211V36H210ZM210 37H209V38H210ZM217 37H218V36H217ZM231 37H232V36H231ZM231 37H230V41L233 40ZM240 37H241V36H240ZM0 38H2V37L0 36ZM19 38H20V36H19ZM31 38H33V37H31ZM50 38H51V37H50ZM60 38H62V37H60ZM70 38H71V37H70ZM80 38H81V33H80V37H79V39H80ZM91 38H90V41H93V40H91ZM117 38H116V39H117ZM120 38H119V39H120ZM123 38L125 39V38H127V37L124 36ZM147 38L144 39V40H146L145 42L149 41V40H147ZM153 38H154V39H153ZM165 38H166V37H165ZM165 38H164V39H165ZM194 38H193V36H192V41L194 40ZM198 38H201V37H198ZM198 38H197V39H198ZM241 38H242V37H241ZM258 38H259V37H258ZM24 39H25V38H24ZM24 39H22V40H24ZM52 39H53V38H52ZM81 39H82V38H81ZM83 39H85V37H83ZM92 39H93V38H92ZM107 39H108V38H107ZM110 39H111V38H110ZM166 39H167V38H166ZM171 39H173V38H171ZM174 39H175V38H174ZM176 39H177V38H176ZM178 39H179V38H178ZM207 39H208V38H207ZM210 39H212V40H210V41H213V42H214V45H215V44H216L215 41L217 40V38H216V39H213V37H212V38H210ZM235 39H236V38H235ZM238 39H239V38H238ZM244 39H245V38H244ZM262 39H263V38H262ZM14 40H15V39H14ZM19 40H20V39H19ZM27 40H28V39H27ZM43 40H44V39H43ZM53 40H54V39H53ZM53 40H52V41H53ZM67 40H69V39H67ZM100 40H102V39H100ZM113 40H114V39H113ZM189 40H190V39H189ZM199 40H200V39H199ZM227 40H228V39H227ZM258 40H259V39H258ZM258 40H257V41H258ZM263 40H264V39H263ZM65 41H66V40H65ZM94 41H95V40H94ZM98 41H99V40H98ZM117 41H118V40H117ZM122 41H123V39H122ZM124 41H125V40H124ZM177 41H178V40H177ZM179 41H180V40H179ZM217 41H218V40H217ZM46 42H47V41H46ZM54 42H55V40H54ZM75 42H76V41H75ZM111 42H112V40H111ZM183 42H184V41H183ZM193 42H195V41H193ZM202 42H203V43H202ZM219 42H220V41H219ZM219 42H218V43H219ZM225 42H226V41H225ZM227 42H228V41H227ZM259 42H260V41H259ZM4 43H5V42H4ZM8 43H9V42H8ZM69 43H70V42H69ZM71 43H72V42H71ZM79 43H80V42H79ZM83 43H84V42H83ZM118 43H121V42L118 41ZM126 43H128V42H126ZM131 43H128V44H131ZM163 43H164V42H163ZM163 43H162V44H163ZM176 43H177V42H176ZM207 43H208V40H207ZM209 43L211 44L212 42H209ZM220 43H221V42H220ZM220 43H219V44H220ZM228 43H229V42H228ZM228 43H227V44H228ZM231 43H232V42H231ZM18 44H19V43H18ZM21 44H22V43H21ZM50 44H51V43H50ZM53 44H54V43H53ZM53 44H51V45H53ZM57 44H58V43H57ZM60 44H62V40H61V43H60ZM65 44H67V43H65ZM76 44H77V42H76ZM108 44H109V43H108ZM122 44H125V43H122ZM128 44H127V45H128ZM134 44H133V45H134ZM151 44H152V45H151ZM187 44H188V43H187ZM187 44H185V45H187ZM190 44H192L191 41H190ZM200 44H199V45H200ZM210 44H209V45H210ZM222 44H223V43H222ZM227 44H226V45H227ZM251 44H252V43H251ZM254 44H255V43H254ZM259 44H260V43H259ZM262 44H263V43H262ZM47 45H48V44H47ZM47 45H46V46H47ZM72 45H73V44H72ZM74 45H75V44H74ZM97 45H98V44H97ZM111 45H112V44H110V47H111ZM125 45H126V44H125ZM125 45H123V46H125ZM127 45H126V46H127ZM133 45H132V46H133ZM150 45H151V46H150ZM158 45H159V47H157ZM163 45H164V44H163ZM167 45H168V43H167ZM182 45H184V44L182 43ZM182 45H181V46H182ZM203 45H204V44H203ZM220 45H221V44H220ZM220 45H219V46H220ZM226 45H225V46H226ZM228 45H229V44H228ZM231 45L234 46L233 43H232ZM231 45H230V46H231ZM249 45H250V43H249ZM19 46H20V45H19ZM22 46H23V45H22ZM22 46H21V47H22ZM24 46H25V45H24ZM26 46H27V45H26ZM29 46H30V45H28V47H29ZM54 46H55V45H54ZM65 46H66V45H65ZM67 46H68V45H67ZM76 46H77V45H76ZM85 46H86V45H85ZM89 46H90V45H89ZM99 46H100V45H99ZM123 46H122L121 48H123ZM126 46H125V47H126ZM165 46H166V45H165ZM168 46H169V45H168ZM171 46H172V45H171ZM171 46H170V47H171ZM189 46H190V45H188V47H189ZM200 46H201V45H200ZM200 46H198V47H200ZM207 46H208V44H207ZM212 46H213V44H212ZM212 46H211V47H212ZM225 46H224V47H225ZM244 46H245V45H244ZM5 47H6V46H5ZM8 47H9V46H8ZM21 47H20V48H21ZM48 47H49V46H48ZM100 47H101V46H100ZM117 47L119 48L120 45L117 46ZM117 47H116V45H115V48H117ZM129 47H130V45L127 46V49H128V50H130ZM175 47H176V46H175ZM177 47H178V49L180 48V47H179V43H178ZM177 47H176V48H177ZM202 47H203V46H202ZM202 47H200V50L203 49ZM216 47H217V45L215 46V48H216ZM220 47L223 48L222 45H221ZM234 47H235V46H234ZM20 48L18 47V49H20ZM25 48H26V47H25ZM35 48H36V47H35ZM61 48H62V47H61ZM85 48H87V47H85ZM88 48H89V47H88ZM88 48H87V49H88ZM103 48H104V47H103ZM111 48H112V47H111ZM166 48H169V47H166ZM166 48L163 47V50L166 49ZM173 48H174V47H173ZM182 48H184V47H182ZM208 48L210 49V47H208ZM212 48H213V47H212ZM215 48H213V49H215ZM228 48H229V47H228ZM231 48H232V47H231ZM231 48H230V49H231ZM241 48H242V47H241ZM244 48H245V47H244ZM255 48H256V47H255ZM28 49H29V48H28ZM37 49H38V48H37ZM37 49H36V51H37ZM73 49H74V48H73ZM92 49H93V48H92ZM92 49L90 48V50H92ZM97 49H98V47H97ZM97 49L95 48L94 50L96 51ZM124 49H125V48H124ZM127 49H126V50H127ZM146 49H145V50H146ZM160 49H161V48H160ZM160 49L157 50V53L155 52V53L158 55V57L160 56V55L158 54V51H159V53L162 54V52H160ZM178 49H177V50H178ZM196 49H199V48H196ZM196 49H195V50H196ZM213 49H210V50L212 51ZM218 49H220V48H218ZM235 49H236V48H235ZM253 49H254V48H253ZM263 49H264V48H263ZM47 50H48V49H47ZM55 50H56V48H55ZM58 50H59V49H58ZM112 50H113V48H112ZM112 50H111V51H112ZM121 50H122V49H121ZM121 50H120V51H121ZM126 50H123V53H124V51H126ZM141 50H142V49H141ZM175 50H176V49H175ZM177 50H176V51H177ZM179 50H180V49H179ZM181 50H183V49H181ZM200 50H199V51H200ZM210 50H208V52H209ZM233 50H234V48H233ZM239 50H240V49H239ZM241 50H242V49H241ZM2 51H3V50H2ZM21 51H22V48H21ZM23 51H24V50H23ZM48 51H49V50H48ZM71 51H72V50H71ZM81 51H82V50H81ZM115 51H116V50H115ZM142 51H143V50H142ZM147 51H149V50H147ZM154 51H155V50H154ZM161 51H162V50H161ZM167 51H169V50L167 49ZM215 51H216V50H215ZM223 51H224V50H223ZM229 51L232 52L231 50H229ZM229 51H228V52H229ZM235 51H236V50H235ZM0 52H1V51H0ZM60 52H62V50H61ZM67 52H68V51H67ZM67 52L64 51V54H65V53L67 54ZM75 52H76V51H75ZM126 52H127V54L129 53L128 51H126ZM126 52H125V53H126ZM139 52H140V51H139ZM149 52H150V51H149ZM149 52H148V53H149ZM186 52H187V51H186ZM194 52H195V51H194ZM196 52H198V51L196 50ZM208 52H206V50H204V52H199V53L202 55V53H206V54H208ZM236 52H237V51H236ZM245 52H246V51H245ZM252 52H253V51H252ZM261 52H262V51H261ZM9 53H10V51H9ZM9 53H8V54H9ZM22 53H23V52H22ZM22 53H21V54H22ZM29 53H30V52H29ZM33 53H35V52H33ZM49 53H51V52L49 51ZM114 53H115V52H114ZM118 53H119V52H118ZM123 53H122V54H123ZM155 53H154V56H155ZM180 53H181V52H180ZM180 53H179V54H180ZM210 53H212V52H210ZM258 53H259V52H258ZM10 54H11V53H10ZM30 54H32V53H30ZM61 54L63 55V53H61ZM66 54H65L64 56H66ZM69 54H70V53H69ZM73 54H74V52H73ZM80 54H81V52H80ZM96 54H97V52H96ZM127 54H126V55H127ZM149 54H150V53H149ZM168 54L170 55V53H168ZM188 54H189V53H188ZM197 54H198V53H197ZM214 54H217V53L215 52ZM229 54H230V53H229ZM247 54H248V53H247ZM251 54L253 55V53H251ZM255 54H256V53H255ZM262 54H263V52H262ZM1 55H2V54H1ZM49 55H50V54H49ZM88 55H89V54H88ZM92 55H93V53L91 54V57H93ZM94 55H95V54H94ZM112 55H113V54H112ZM112 55H111V56H112ZM118 55H119L120 57H122L121 54H118ZM118 55H117V56H118ZM128 55H129V54H128ZM134 55H135V54H134ZM134 55H132V57H133ZM138 55H140V54H138ZM138 55H135L133 58H135V59L138 58V57H139ZM141 55H143V54L141 53ZM169 55H168V56H169ZM175 55H176V54H175ZM203 55H204V54H203ZM210 55H211V57H212V54H210ZM232 55H233V54H232ZM232 55H231V57H232ZM248 55L250 56V54H248ZM37 56H38V55H37ZM37 56H36V57H37ZM47 56H48V55H47ZM59 56H60V53H59ZM64 56H62V57L65 58ZM73 56H74V55H73ZM75 56H76V55H75ZM83 56H84V55H83ZM89 56H90V55H89ZM111 56H110V51H109V49L105 48V49H103V50H99V51H98V55L95 56V58H97V59L100 60V61L102 60V62L108 60L109 62H106V63H110L111 65H112V63H113V65H115V64H116V61H115V60H114L115 62H112V63L110 62V59H109V58H110ZM113 56H114V55H113ZM136 56H137V57H136ZM151 56H152V55H151ZM166 56H167V55H166ZM176 56H177V55H176ZM204 56H205V55H204ZM215 56L217 57V55H214V57H215ZM219 56H220V55H219ZM233 56H234V55H233ZM237 56H238V55H237ZM20 57H21V56H20ZM66 57H67V56H66ZM70 57H71V56H70ZM70 57H69V59H70ZM114 57H116V56H114ZM114 57H113V58H114ZM120 57H119V59H118L119 61L124 60V59H121ZM126 57H127V56H126ZM126 57H124V58H126ZM141 57H142V56H141ZM143 57H144V56H143ZM148 57H149V55H148ZM179 57H181V54L178 55V58H179ZM182 57H183V55H182ZM186 57H189V56L186 55ZM246 57H248V56H246ZM2 58H3V57H2ZM8 58H9V57H8ZM12 58H14V57H12ZM16 58H17V57H16ZM26 58H27V56H26ZM40 58H41V57H40ZM45 58H46V57H45ZM59 58H60V57H59ZM78 58H80V57L78 56ZM117 58H118V57H116V59H117ZM130 58H131V55H130L129 59H130ZM152 58H153V57H152ZM166 58H167V57H166ZM184 58H185V57H184ZM184 58H182V59H184ZM197 58H198V57H196V59H197ZM201 58H202V57H201ZM229 58H230V55H229ZM37 59H38V58H37ZM47 59H48V58H47ZM50 59H51V58H50ZM66 59H67V58H66ZM71 59H72V58H71ZM83 59H85V57H84ZM92 59H93V58H92ZM111 59H112V58H111ZM114 59H115V58H114ZM120 59H121V60H120ZM126 59H128V58H126ZM126 59H125V60H126ZM147 59H148V58H147ZM150 59H151V58H150ZM156 59H157V61L160 60V58H159V59L156 58ZM215 59H217V58H215ZM227 59H228V58H227ZM230 59L232 60V58H230ZM230 59H229V60H230ZM242 59H245V58H242ZM6 60H7V59H6ZM12 60H13V59H12ZM77 60L79 61V59H77V57H76V62H77ZM87 60H88V59H87ZM87 60L85 59V61H87ZM132 60H133V59H132ZM143 60H144V59H143ZM153 60H155V59H151V61H153ZM176 60H177V58H176ZM185 60L188 61L189 58H188V59H185ZM100 61H99V62H100ZM111 61H112V60H111ZM126 61H127V60H126ZM126 61H123V62H125V64H126ZM178 61H179V60H178ZM178 61H177V62H178ZM180 61H181V60H180ZM180 61H179V62H180ZM183 61H184V60H183ZM190 61H191V60H190ZM196 61H197V60H196ZM202 61H205V59H204V60H201V61L199 62V63L201 64V66L198 65V68L201 67V72L204 73L205 71L203 72L202 69L205 70V68H204V67L202 68V65L204 64V63H202ZM215 61H216V60H215ZM217 61H218V60H217ZM227 61H228V60H227ZM7 62H8V61H7ZM7 62L5 61L6 64H8ZM14 62H15V61H14ZM23 62H24V61H23ZM23 62H22V63H23ZM26 62H27V61H26ZM38 62H39V61H38ZM43 62H44V61H43ZM64 62H65V61H64ZM69 62H70V61H69ZM76 62H75V63H76ZM80 62H82V61H80ZM132 62H133V61H131V63H132ZM145 62H147V61H145ZM154 62H156V61H154ZM158 62H159V61H158ZM231 62H232V61H231ZM0 63H1V64H0L1 66H2V65L4 66V63H3L2 60L0 61ZM30 63H31V62H30ZM84 63H85V62H84ZM87 63H88V62H87ZM100 63H101V62H100ZM103 63H105V62H103ZM106 63H105V64H106ZM128 63H130V62H128ZM148 63H149V62H148ZM181 63H182V62H181ZM188 63H189V62H188ZM188 63H185V64H188ZM193 63H194V62H193ZM195 63H196V62H195ZM215 63H216V62H215ZM217 63H218V62H217ZM219 63H220V62H219ZM228 63H230V62H228ZM252 63H253V62H252ZM259 63H260V62H259ZM25 64H26V63H25ZM48 64L51 66L50 63H48ZM53 64H55V63H53ZM80 64H81V63H80ZM85 64H86V63H85ZM93 64H94V63H93V61H92V64H90V65L93 66ZM98 64H99V63H98ZM110 64H108V65H110ZM119 64L121 65V63H117V66L120 67ZM125 64H123V66H126V65H127V64H126V65H125ZM162 64H164V63L162 62ZM185 64H184V65H185ZM221 64H222V62L220 63V65H221ZM242 64H243V63H242ZM244 64H246V63H244ZM254 64H255V63H254ZM8 65H9V64H8ZM11 65H13V64H11ZM27 65H28V64H27ZM68 65H69V64H68ZM76 65L78 66L79 64H76ZM82 65H83V64H82ZM138 65H139V64H138ZM145 65H146V64H145ZM152 65H153V64H152ZM159 65H160V64H159ZM177 65H178V64H177ZM179 65H181V64L179 63ZM179 65H178V66H179ZM182 65H183V64H182ZM184 65H183V67H185ZM188 65H190V63H189ZM191 65H192V64H191ZM191 65H190V66H191ZM206 65H207V64H206ZM223 65H224V63H223ZM223 65H222V66H223ZM228 65H229V64H228ZM261 65H262V64H261ZM13 66L15 67V68L13 69V72H14V70H17V69H20V68H21V67H20V64H19V65L17 64L16 66H15V64H14ZM13 66H11V67L13 68ZM25 66H26V65H25ZM47 66H48V65H47ZM87 66H88V65H87ZM94 66H95V64H94ZM104 66H105V65H104ZM104 66H103V70H106V72L103 73V72H100V71H99L100 74L102 73V75H99V74H98L97 76H94V80H93V81H94L95 83H97V84L99 83V84L102 85V81L105 82V80H107V79H109V80H110V79H111V80L114 79V81H115V79H116V80H121V81H122V80H125V81H123V82H126V80L129 81V80H128V79H129L128 76H126V78H125V75H124V77H120L122 74H124V71H126V69H125V70H122L123 73H122V71L120 72V73H122L121 75L119 74V71H118L117 73L120 75V76H118V74L116 75V68H117L116 65H115V67H114V66L111 67L113 70H112L111 68H109V66H108V67L105 66V68H104ZM121 66H122V65H121ZM129 66H130V64H129ZM131 66H132V64H131ZM134 66L136 67V65H134ZM146 66L148 67V66H150V65L148 64V65H146ZM156 66H157V65H156ZM196 66H197V64H196ZM208 66H210V65L208 64ZM214 66H215V65H214ZM225 66H226V65H225ZM225 66H224V67H225ZM235 66H236V65H235ZM248 66H249V65H248ZM262 66H263V65H262ZM262 66H260V68H261ZM8 67H10V66H8ZM11 67H10V68H11ZM16 67H17V68H16ZM19 67H20V68H19ZM40 67H41V65H40ZM64 67H65V63H64ZM66 67H67V66H66ZM66 67H65V68H66ZM74 67H76V66H74ZM81 67H82V66H81ZM88 67H89V66H88ZM97 67H100V66L98 65ZM97 67L95 66V68H96L97 70H98V69H101V68H97ZM127 67H128V66H127ZM166 67H167V66H166ZM168 67H169V66H168ZM175 67H176V66H175ZM175 67H174V68H175ZM193 67H195L194 64H193ZM226 67H228V66H226ZM257 67H258V69H259V66H257ZM1 68H2V67H1ZM12 68H11V69H12ZM53 68H54V66H53ZM57 68H58V67H57ZM76 68H77V67H76ZM92 68H93V67H92ZM123 68H124V67H123ZM125 68H126V67H125ZM130 68H132V67H130ZM130 68H129V69H130ZM136 68H137V67H136ZM142 68H143V67H142ZM149 68H150V67H149ZM172 68H173V67H172ZM188 68H189V67H188ZM195 68H196V67H195ZM198 68H196V69H197L198 72H199V69H198ZM221 68L223 69V67H221ZM229 68H230V66H229ZM234 68H235V67H234ZM263 68H264V67H263ZM24 69H25V68H24ZM66 69H67V68H66ZM71 69H72V68H71ZM77 69H78V68H77ZM85 69H86V68H85ZM108 69H111V71H108V72H107ZM117 69H118V68H117ZM121 69H122V67H121ZM121 69H119V70H121ZM129 69L127 68V70H129ZM133 69H134V68H133ZM150 69H151V68H150ZM153 69H154V68H153ZM155 69H157V68H155ZM179 69H180V68H179ZM179 69H178V71H179ZM211 69H212V68H210V70H211ZM222 69H221V71H222ZM224 69H225V68H224ZM231 69H232V68H231ZM231 69H230V70H231ZM239 69H240V67H239ZM27 70H28V69H27ZM38 70H39V69H38ZM41 70H42V69H41ZM72 70H73V69H72ZM89 70H90V68H89L87 71H89ZM134 70H135V69H134ZM139 70H141V69H139ZM142 70H143V69H142ZM145 70H146V69H145ZM176 70H177V68H176ZM182 70H183V69H182ZM184 70L187 71V73H188V70H186V69H184ZM191 70H193V71H191V72H194V71H195V69H192V67H191ZM206 70H207V68H206ZM210 70L208 69L207 71H209V73H210ZM230 70H229V71H230ZM241 70H242V69H241ZM250 70H251V69H250ZM1 71H2V70H1ZM10 71H11V70H10ZM24 71H26V70H24ZM80 71H81V70H80ZM101 71H102V69H101ZM158 71H159V70H158ZM171 71H172V70H171ZM207 71H206V72H207ZM211 71H212V70H211ZM219 71H220V68H219ZM239 71H240V70H239ZM239 71H236V72H239ZM248 71H249V70H248ZM254 71H255V70H254ZM258 71H259V70H258ZM20 72H21V71H20ZM75 72H76V71H75ZM77 72H78V71H77ZM99 72H98V73H99ZM129 72H130V71H129ZM139 72H140V71H139ZM143 72H144V71H143ZM147 72H148V70H147ZM191 72H189V73H191ZM196 72H197V71H196ZM196 72H195V73H196ZM213 72H214V71H213ZM233 72H234V71H232V73H233ZM256 72H257V70H256ZM261 72H263V69H262ZM261 72H259V73H261ZM7 73H8V72H7ZM9 73H10V72H9ZM16 73H17V72H16ZM30 73H31V72H30ZM30 73H29V74H30ZM33 73H35V71H34ZM80 73H81V72H80ZM127 73H128V72H127ZM145 73H146V72H145ZM148 73H149V72H148ZM148 73H147V74H148ZM155 73H156V72H155ZM170 73H171V72H170ZM178 73H179V72H178ZM180 73H181V72H180ZM183 73H184V72H183ZM189 73H188V74H189ZM211 73H212V72H211ZM211 73H210V74H211ZM216 73H217V72H216ZM222 73H224V72H222ZM250 73H251V72H250ZM253 73H255V72H253ZM253 73H252V74H253ZM263 73H264V72H263ZM10 74H11V73H10ZM12 74H13V73H12ZM18 74H19V73H18ZM43 74H44V73H43ZM64 74H65V73H64ZM67 74H68V73H67ZM75 74H76V73H75ZM82 74H83V70H82ZM125 74H126V73H125ZM130 74H131V73H130ZM140 74L142 75V72H141ZM147 74H146V76H147ZM166 74H167V73H166ZM184 74H186V72H185ZM184 74H183V77H184ZM196 74H198L199 76H202V75H200L201 73H200V74H199V73H196ZM220 74H221V73H220ZM246 74H247V73H246ZM21 75H22V74H21ZM49 75H50V74H49ZM65 75H66V74H65ZM68 75H69V74H68ZM70 75H71V74H70ZM72 75H74V74H72ZM95 75H96V74H95ZM134 75H135V72H134ZM134 75H132L133 77L131 76L132 78H131L130 80H132V81H137V80H138V81H141L140 79H141V77L144 75V73H143L142 76L138 74V75H136V76L134 77ZM155 75H156V74H155ZM155 75H154V76H155ZM158 75H159V72H158ZM181 75H182V73L180 74V76H181ZM190 75L194 76L193 74H190ZM198 75H197V80H196V81H198ZM216 75H217V74H216ZM233 75H234V73H233L232 75H231L230 73H224L223 75H219V76H217V77H215V78L213 77V76H215V74H214V75L211 74V75H209V76H211V77L214 78V82H215L216 78H218V77L220 78L219 81H218V80L216 81L217 84L219 85L217 91H218L219 89H221L222 87H223V89H226V90H229V91H230L231 88H233V82H232V76H233ZM242 75H243V74H242ZM257 75H258V76H257ZM257 75H256V76H257L256 78H258V77H259V78H262V77L259 76V74H257ZM262 75H263V74H261V76H262ZM30 76H31V75H30ZM38 76H39V75H38ZM74 76H75V75H74ZM148 76H149V75H148ZM148 76H147V78H148ZM160 76H161V75H160ZM168 76H170V75L168 74ZM172 76H173V75H172ZM175 76H176V75H175ZM240 76H241V75H240ZM50 77H51V76H50ZM72 77H73V76H72ZM75 77H76V76H75ZM75 77H73V78H75ZM84 77H85V76H84ZM143 77H144V76H143ZM150 77H152V76H150ZM178 77H179V76H178ZM187 77H188V76H187ZM203 77H204V75H203ZM211 77H209V78H211ZM236 77H237V76H236ZM236 77H235V78H236ZM238 77H239V76H238ZM238 77H237V78H238ZM263 77H264V76H263ZM34 78H35V77H34ZM48 78H49V77H48ZM62 78H63V77H62ZM90 78H91V77H90ZM90 78H89V79H90ZM127 78H128V79H127ZM144 78H145V77H144ZM166 78H167V77H166ZM179 78H180V77H179ZM190 78H191V77H190ZM190 78H189V79H190ZM193 78H194L193 80L196 79L195 76H194ZM199 78H202V77H199ZM233 78H234V77H233ZM253 78H254V77H253ZM49 79H50V78H49ZM57 79H58V78H57ZM68 79H69V78H68ZM71 79H72V78H71ZM71 79H70V80H71ZM151 79H152V78H151ZM175 79H176V78H175ZM186 79L188 80V78H186ZM203 79L205 80V77H204ZM207 79H208V78H207ZM207 79H206V80H207ZM46 80H47V77H46ZM81 80H83V79H81ZM84 80H85V78H84ZM86 80H87V78H86ZM86 80H85V81H86ZM149 80H150V79H149ZM153 80H154V79H153ZM193 80H191V81L189 80V82H190V86H189V85H188V86L191 87V88H193V85H192L193 83L191 84V82H192ZM204 80H203V81H204ZM208 80H209V84L212 83V81L210 82L211 79H208ZM234 80L237 81V80H240V78H238V79H234ZM257 80H259V79H257ZM262 80H264V79L262 78ZM63 81H64V80H63ZM79 81H80V80H79ZM88 81H90V80H88ZM114 81H111V82H114ZM138 81H137V82H138ZM168 81H169V80H168ZM180 81H181V80L179 79V82H180ZM183 81H185V80L182 79L181 82H183ZM196 81H195V82H196ZM203 81H198V82H199V84H202V86H203L204 83H207V81L204 82V83H200V82H203ZM248 81H249V80H248ZM254 81H255V80H254ZM54 82H55V81H54ZM86 82H87V81H86ZM100 82H101V83H100ZM108 82H109V81H108ZM116 82H117V81H116ZM118 82H119V81H118ZM154 82H155V81H154ZM176 82H177V81H176ZM179 82H178V83H179ZM189 82H188V84H189ZM195 82H194V84H195ZM255 82H257V81H255ZM260 82H262V81H260ZM51 83H52V82H51ZM62 83H64V82H62ZM71 83H72V82H71ZM76 83H77V82H76ZM91 83H93V82H91ZM95 83H93V84H95ZM131 83H132V82H130V83L128 82V84L132 85ZM134 83H135V82H134ZM166 83H167V82H166ZM186 83H187V81L185 82V85H184V86H186ZM236 83H237V82H236ZM263 83H264V82H263ZM52 84H53V83H52ZM56 84H57V83H56ZM81 84H83V83H81ZM86 84H87V83H86ZM97 84H96V85H97ZM106 84H107V81H106ZM117 84H118V83H117ZM119 84H120V83H119ZM150 84H151V83H150ZM150 84H149V85H150ZM183 84H184V83H183ZM196 84H197V83H196ZM199 84H197V85H195V86L197 87ZM237 84H239V82H238ZM248 84H250V83H248ZM49 85H50V83H49ZM57 85L60 86V84H57ZM90 85H91V84H90ZM136 85H139V84L136 83ZM142 85H143V84H142ZM171 85H172V84H171ZM205 85H206V84H205ZM212 85H213V84H210V86H209L210 89L213 88V87H211ZM254 85L256 86V83H255ZM260 85H262V84H260ZM93 86H94V85H93ZM132 86H133V85H132ZM134 86H135V85H134ZM144 86H145V85H144ZM146 86H147V85H146ZM166 86H168V85H166ZM180 86H182V85H180ZM195 86H194L193 89H195ZM202 86L199 85V87H201V88H202ZM207 86H208V84H207ZM207 86H206V87H207ZM215 86H216V85H215ZM215 86H214V87H215ZM238 86H239V85H238ZM238 86L236 85V88H239V87H240V86H239V87H238ZM262 86H264V85H262ZM61 87H62V86H61ZM84 87H85V86H84ZM94 87H95V86H94ZM98 87H99V86H97V88H98ZM108 87H109V85H108ZM125 87H126V86H125ZM135 87H136V86H135ZM135 87H134V88H135ZM137 87H138V86H137ZM139 87H140V86H139ZM147 87H148V86H147ZM168 87H169V86H168ZM256 87H257V86H256ZM258 87H259V86H258ZM52 88H53V87H52ZM91 88H92V87H91ZM97 88H96V89H97ZM134 88H133V89H134ZM145 88H146V87H145ZM173 88H174V87H173ZM180 88H181V87H180ZM183 88H184V87H183ZM187 88H188V87H187ZM201 88H200V89H201ZM254 88H255V87H254ZM57 89H58V88H57ZM86 89H87V88H86ZM104 89H105V88H104ZM109 89H110V88H109ZM114 89H115V88H114ZM128 89H129V88H128ZM138 89H139V88H137L136 90H138ZM143 89H144V88H143ZM189 89H190V88H189ZM189 89H188V90H189ZM193 89H192V90H193ZM197 89H199V88H197ZM197 89H195V90H197ZM213 89H214V88H213ZM213 89H212V90H213ZM246 89H247V88H246ZM139 90H140V89H139ZM186 90H187V89H186ZM190 90H191V89H190ZM204 90H207V88L204 89ZM208 90H209V89H208ZM214 90H216V87H215ZM234 90H235V89H234ZM247 90H248V89H247ZM252 90H253V89H252ZM30 91H31V90H30ZM63 91H64V90H63ZM201 91H202V90H201ZM223 91H224V90H223ZM229 91H228V92H229ZM231 91H232V90H231ZM237 91H238V90H237ZM241 91H242V90H241ZM0 92H1V91H0ZM46 92H48V90H47ZM196 92L198 93V90H197ZM212 92H213V91H212ZM181 93H182V92H181ZM186 93H187V92H186ZM191 93H192V92H191ZM202 93H203V92H202ZM208 93H209V92H208ZM230 93H231V92H230ZM232 93H233V92H232ZM239 93H241V92H239ZM239 93H237V95H240ZM34 94H35V93H34ZM41 94H42V93H41ZM194 94H195V93H194ZM199 94H200V93H199ZM235 94H236V92H235ZM46 95H47V94H46ZM46 95H44V96H46ZM178 95H179V94H178ZM185 95H186V94H185ZM187 95H189V94L187 93ZM190 95H191V94H190ZM203 95H204V94H203ZM203 95H200V96H203ZM183 96H184V95H183ZM194 96H197V95H194ZM214 96H215V95H214ZM249 96H250V95H249ZM179 97H180V96H179ZM212 97H213V96H212ZM217 97H219V96H217ZM232 97H233V96H232ZM246 97H247V96H246ZM246 97H245V98H246ZM254 97H255V96H254ZM2 98H3V97H2ZM32 98H33V97L28 98V97L25 96V95H24V96H23V95H15V96H13L12 98H8L7 100H9V101H7V102L9 103V107H12V106L10 105V102H13V103H14V102H18V103L23 102V104L25 103V104H27V105L29 106L30 102L33 103V101H34L35 98H37V97H34L33 100H32ZM39 98H41V99H42V98L45 99L43 96H42V97H38L37 99H39ZM171 98H172V97H171ZM182 98H184V97H182ZM182 98H181V99H182ZM187 98H189V97H187ZM194 98H195V97H194ZM197 98H198V97H196V99H197ZM204 98H205V96H204ZM239 98H240V97H239ZM250 98H251V97H250ZM3 99H4V98H3ZM46 99H47V98H46ZM54 99H56V98H54ZM58 99H59V98H57V100H58ZM79 99H80V98H79ZM189 99H190V98H189ZM207 99H208V98H207ZM207 99H206V100H207ZM214 99H215V97H214ZM237 99H238V98H237ZM240 99H241V98H240ZM248 99H249V97H248ZM0 100H2V99H0ZM190 100H191V99H190ZM201 100H202V99H201ZM204 100H205V99H204ZM206 100H205V101H206ZM209 100H210V99H209ZM212 100H213V99H212ZM231 100H232V99H231ZM231 100H230V101H231ZM242 100H243V99H242ZM242 100H241V101H242ZM263 100H264V99H263ZM25 101H26L27 103H26ZM37 101H39V100H37ZM53 101H54V102L51 101L52 104H50L52 107H51L49 104H47V106L51 107V108H48V107H47V109H48V113H49V110H50V109L53 110V112L56 113V114H57V112H60V114H61V113L63 114L64 110H66L67 112L69 111L71 114L76 115V114H75L76 111H77V113H78V111L81 110V109H79V110H78V109H77V110L75 109L76 111H74V109H72L71 107H69V108H68V107L65 108L67 104L62 103L61 101H55V100H53ZM185 101H186V100H185ZM194 101H195V100H194ZM197 101L199 102V100H197ZM235 101H236V100H235ZM247 101H248V100H247ZM1 102L3 103V101H1ZM5 102H6V101H4V103H3L4 106H5V104H6ZM43 102H44V101H43ZM92 102H93V101H92ZM144 102H145V101H144ZM173 102H174V101H173ZM175 102H176V101H175ZM190 102H191V101H190ZM195 102H196V101H195ZM198 102H196V104H197ZM202 102H203V101H202ZM238 102H239V101H238ZM242 102H244V101H242ZM251 102H252V101H251ZM8 103H7V104H8ZM48 103H49V102H48ZM186 103H189V102H186ZM227 103H228V102H227ZM245 103H246V100H245ZM259 103L261 104V102H259ZM25 104H24V105H25ZM35 104H36V102H35ZM35 104H34V105H35ZM44 104H46V103H44ZM71 104H72V102H71ZM86 104H87V103H86ZM86 104H85V105H86ZM88 104L90 105V104H92V103H88ZM88 104H87V105H88ZM194 104H195V103H194ZM199 104H200V103H199ZM199 104H198V105H199ZM210 104H211V101H210ZM231 104H232V103H231ZM242 104H243V103H242ZM248 104H249V103H248ZM262 104H263V103H262ZM64 105H65V107H63ZM87 105H86V108H89V109H90V107H87ZM186 105H187V104H186ZM189 105H190V104H189ZM201 105H202V104H201ZM228 105H230V104H228ZM243 105H244V104H243ZM1 106H2V105H1ZM1 106H0V108H1ZM6 106H7V105H6ZM6 106H5V107H6ZM21 106H22V104H21ZM31 106H32V104H31ZM73 106H74V105H73ZM91 106H93V104H92ZM208 106H209V105H208ZM212 106H213V104H212ZM256 106H257V105H256ZM258 106H259V108H260V105H258ZM258 106H257V107H258ZM2 107H3V106H2ZM9 107L7 106V109H6L7 111L5 110V108H2V109L4 110V111H3V110H2V111H3V112H6V113H5L6 116H7V112H8V110L10 109ZM23 107L25 108V106H23ZM23 107H22V108H23ZM83 107H84V105H83ZM102 107H103V106H102ZM109 107H110V106H109ZM174 107H175V103H174ZM189 107H190V106H189ZM191 107H192V106H191ZM193 107H194V105H193ZM195 107H196V105H195ZM199 107H200V106H199ZM202 107H203V106H202ZM215 107H216V106H215ZM252 107H253V106H252ZM257 107H256V109H258ZM263 107H264V105H263ZM263 107H261V109H263V112H264V108H263ZM73 108H75V107H73ZM91 108H93V107H91ZM94 108H95V107H94ZM129 108H130V107H129ZM181 108H182V106H181ZM207 108H208V107H207ZM238 108H240V105H239ZM243 108H244V107H243ZM19 109H20V107H19ZM31 109H32V108H31ZM42 109H43V107H42ZM47 109L45 108L44 110L47 111ZM67 109H68V110H67ZM89 109H88V111H89ZM132 109H133V108H132ZM178 109H180V108H178ZM195 109H196V108H195ZM241 109H242V108H241ZM61 110H62L63 112H62ZM83 110H84V108H83ZM90 110H91V109H90ZM115 110H116V109H115ZM128 110H129V109H128ZM151 110H152V109H151ZM199 110H200V109H199ZM228 110H231V109L228 108ZM259 110H260V109H259ZM0 111H1V110H0ZM24 111H25V110H24ZM34 111H35V110H34ZM36 111H37V109H36ZM42 111H43V110H42ZM88 111H86V109H85V113L87 112L88 115H90V116H91V115H94V116H95L96 113H94V114H89ZM95 111H96V110H95ZM97 111H100V110H97ZM105 111H106V110H105ZM147 111H148V110H147ZM171 111H172V110H171ZM175 111H176V110H174V112H175ZM182 111H183V108H182ZM188 111H189V110H188ZM203 111H204V110H203ZM218 111H219V110H218ZM239 111H240V110H239ZM261 111H262V110H261ZM3 112H1V113H3ZM11 112H13V110H11ZM11 112H10V113H11ZM29 112H30V111H29ZM32 112H33V111H32ZM43 112H44V111H43ZM50 112H52V111H50ZM53 112H52V116H53V115H56V114H54ZM80 112H81V111H79V113H80ZM119 112H120V111H119ZM190 112H191V111H190ZM210 112H212V111H210ZM210 112H209V113H210ZM227 112H228V111H227ZM14 113H16V112H13V116H14ZM33 113H34V112H33ZM39 113H40V112H39ZM70 113H68V115H69ZM82 113H83V112H82ZM82 113L80 114V117L84 115V114H82ZM102 113H103V110L100 111V113L98 112V114H102ZM147 113H148V112H147ZM157 113H158V112H157ZM170 113H171V112H170ZM178 113H179V112H178ZM191 113H192V112H191ZM203 113H204V112H203ZM203 113L201 112L200 114L202 115ZM221 113H222V112H221ZM223 113H224V112H223ZM240 113H241V111H240ZM5 114H4L3 116H5ZM8 114H9V112H8ZM18 114H19V112H18ZM18 114H17V113L15 114L16 117H14V119H15V118H16L17 120L20 119V118H17V115H18ZM40 114H41V113H40ZM44 114H47V113H44ZM49 114H50V113H49ZM66 114H67V113H65L64 116H66V118H67L68 115H66ZM71 114H70V115H71ZM111 114H112V113H111ZM150 114H151V113H150ZM167 114H168V113H167ZM183 114H184V111H183ZM188 114H189V113H188ZM194 114H196V113H194ZM200 114H199V115H200ZM212 114H213V112H212ZM214 114H215V113H214ZM228 114H229V113H228ZM246 114H247V113H246ZM26 115H28V114H26ZM26 115L24 114V116H26ZM30 115H32V114L30 113ZM30 115H29V116H30ZM33 115H34V114H33ZM36 115H37V114H36ZM57 115H58V114H57ZM70 115H69V116H70ZM73 115H72V117H73ZM77 115H78V114H77ZM102 115H103V114H102ZM102 115H100L99 118L105 116V115H103V116H102ZM116 115H117V114H116ZM116 115H115V116H116ZM164 115H165V113H164ZM170 115H171V114H170ZM172 115H173V114H172ZM189 115H190V114H189ZM204 115H205V114H204ZM3 116L1 115V117L4 119V121H3L2 119H0V120H2V123H1L2 125H3V122H5V118L9 117L10 115L7 116V117L5 116V118H4ZM11 116H12V114H11ZM11 116H10V117H11ZM13 116H12V117H13ZM18 116H19V115H18ZM40 116H41V115H40ZM96 116H98V115H96ZM107 116H108V113H107ZM147 116H148V115H147ZM181 116H182V115H181ZM183 116H185V115H183ZM186 116H188V115H186ZM193 116H194V115H193ZM195 116H196V115H195ZM195 116H194V117H195ZM206 116H208V115H206ZM206 116H205V118H207ZM229 116H230V115H229ZM231 116H232V115H231ZM237 116H238V115H237ZM239 116H240V115H239ZM19 117H20V116H19ZM62 117H63V116H62ZM78 117H79V115H78ZM78 117L75 116V118H77V121H76V119H75V120L72 119V121H73V122L75 121L76 123H75V122H74V123L77 124V125H75V126H76L75 128H74V125H72V124H70V123H69V126L67 125V127H70V125L73 126V128H72L73 133L75 132L76 135H77V133H78L77 138H78L79 136H81L82 134H83V136H86V135H88V134H91L94 130H98V129H100L101 131H100V130H98V131L102 133V131H103L104 129L106 130V127H107V129L110 128L109 124H106V125H103V124H102V125H101V124L98 122L99 120H98V121L96 120V121L98 122V124H99V125H98V124L96 123V121H95V122L93 121V116H92V118H91V117H87V116H85V117L83 116V117H81V122H79L80 120H78V119H80V117H79V118H78ZM136 117H137V116H136ZM167 117H168V116H167ZM175 117H176V116H175ZM197 117H198V115H197ZM200 117H201V116H200ZM202 117H204V116H202ZM202 117H201V118H202ZM220 117H221V116H220ZM246 117H247V115H246ZM21 118H23V117H21ZM26 118H28V117H26ZM31 118H32V119H34V118L36 119L35 115H34V118H33V116L30 117V119H31ZM44 118H46V117H44ZM50 118H51V117H50ZM53 118L55 119V117H53ZM59 118H60V119H59ZM73 118H74V117H73ZM127 118H129V117H127ZM188 118H189V117H188ZM188 118H187V119H188ZM205 118H204V120H206ZM11 119H12V118H11ZM16 119H15V121H16ZM30 119H28L29 122H27V123H30V122H32V123H36V122H34V121H30ZM35 119H34V120H35ZM38 119H39V117H38ZM56 119L61 120V116L58 117V118H56ZM67 119H68V118H67ZM67 119H66V120H67ZM97 119H98V117H97ZM110 119H111V118H110ZM137 119H138V118H137ZM137 119H136V120H137ZM170 119H171V118H170ZM175 119H176V118H175ZM191 119H192V118H191ZM208 119H209V118H208ZM217 119H218V118H217ZM217 119L215 118V120H217ZM233 119H234V118H233ZM238 119H239V118H238ZM240 119H241V118H240ZM242 119H243V118H242ZM254 119H255V118H253V120H254ZM6 120H7V119H6ZM8 120L10 121V118H8ZM24 120H25V119L23 118V121H24ZM26 120H27V119H26ZM26 120H25V121H26ZM43 120H45V119H43ZM47 120H48V119H47ZM69 120H71V118L68 119L67 121H69ZM94 120H95V119H94ZM102 120H103V119H101V121H102ZM105 120H106V119H105ZM118 120H119V119H118ZM123 120H124V119H123ZM132 120H133V119H132ZM155 120H156V117H155ZM185 120H186V118H185ZM196 120H197V119H196ZM200 120L202 121V119L199 118V123H198V125H200V126H199L200 128H202V127H203V129L205 128L204 125L201 126V123H202V124H205L206 127L208 126V124H210V123H208V122H210L209 120H208V122H205V123H204V120H203L202 122H200ZM210 120H211V119H210ZM212 120H213V119H212ZM215 120H214V121H215ZM231 120H232V118H231ZM231 120H230V122L234 121V120H232V121H231ZM253 120H252V121H253ZM9 121H8V122H9ZM40 121H41V119H40ZM45 121H46V120H45ZM48 121H49V120H48ZM50 121H52V120L50 119ZM50 121H49V124H50V123H53V122H50ZM55 121H56V120H55ZM63 121H64V120H63ZM72 121H69V122H72ZM115 121H116V120H115ZM166 121H167V120H166ZM186 121H187V120H186ZM189 121H190V120H189ZM228 121H229V120H228ZM228 121H227V122H228ZM235 121H236V120H235ZM235 121L232 122L231 124L237 122V121H236V122H235ZM249 121H251V120H249ZM10 122H11V121H10ZM10 122H9V123H10ZM12 122H13V119H12ZM18 122H19V121H18ZM38 122H39V121H38ZM56 122L58 123V121H56ZM56 122H54L55 125H56ZM104 122H105V121H104ZM108 122H109V120H108ZM158 122H159V121H158ZM175 122H176V121H175ZM215 122H216V121H215ZM230 122H228V124H230ZM19 123H21V121H20ZM25 123H26V122H24V124H25ZM40 123H41V122H40ZM40 123H39V128H38V129H34V128L38 127V126L34 127L35 124H34V126H33V124H32V127H33L32 129H34V130L31 129V127H30L31 124H30L29 127H30L31 131H28V130H27V131L29 132V134L34 133V136H36L35 138H40V139H41L42 136L45 135V133H47L46 136H48V132H47V131H49V130L52 128V127H50V125H53V124H50V125L48 124L50 128L48 127L47 129H45V131H46V130H47V131L44 133V135H42V134H43L42 128H45V127H43V126H45L47 123H46L45 125H44L43 123H41V125L43 124V125H42V128H41ZM109 123H111V122H109ZM165 123H166V122H165ZM168 123H169V122H168ZM189 123H190V122H189ZM191 123H192V122H191ZM206 123H208V124H206ZM211 123L213 124L214 122L211 121ZM225 123H226V122H225ZM225 123H224V124H225ZM257 123H261L260 127L263 128L262 125L264 124V118L262 117L261 119H259V120L256 122V125H258ZM11 124H12V123H10V125H11ZM15 124H18V123H15ZM24 124H23V125H24ZM36 124H37V123H36ZM63 124H64L65 126H64ZM67 124H68V123H67ZM115 124H116V123H115ZM115 124H114V125H115ZM120 124H121V123H120ZM182 124H183V123H182ZM182 124H179L178 127L180 128V125H182ZM195 124H197V123H195ZM212 124H211V125H212ZM218 124H219V123L217 122V126H218ZM238 124H239V123H238ZM238 124L236 123L235 125H238ZM242 124H243V123H242ZM253 124L255 125V121H254ZM253 124H252V125H253ZM4 125H5V123H4ZM12 125H13V124H12ZM21 125H22V123H21ZM23 125H22V126H23ZM37 125H38V124H37ZM48 125H47V126H48ZM59 125H61V126L63 125L64 127H66L65 122H62V124H59ZM59 125L57 124L56 128H57ZM121 125H122V124H121ZM121 125L117 124V125H115V126L118 127V126H121ZM131 125H132V124H131ZM142 125H143V124H142ZM152 125H155V124H152ZM156 125H158V124H156ZM198 125H197V126H198ZM214 125H215V124H214ZM214 125H213V126H214ZM239 125H240V124H239ZM14 126H15V125H13V128H14ZM16 126H18V125H16ZM27 126H28V124H27ZM63 126H62L61 128L58 127V128L56 129L57 132L59 131L58 129H60V132H61V129L63 128ZM108 126H109V128H108ZM122 126H123V125H122ZM127 126H129V125H127ZM134 126H136V125L134 124ZM145 126H146V125H145ZM150 126H151V125H150ZM182 126H183V128H182L183 130L178 129L177 132H176V131L174 132V131H169V130H168V129H169V124H168V126H166V124H164V125H161L162 129H161V127H159L161 130L159 129L160 131H158V130H157L158 128H157V129H156L157 131H154V134H159L160 132H162V133L164 134V139H165V137L169 139L170 137H174V136H178V137H180V138H181V137H182V138H186V137H187V139H188V138L190 137L191 134H194V135H196L197 137L200 136V133H199V135H197V133L195 134V133H193V131H191L193 128L190 130L192 133H189V134H188V132H186V131L188 130V128H189L190 126L187 127V129H185V128H186V127H185V124H183ZM197 126L195 125V129H196V131H197ZM213 126H212V127H213ZM226 126H227V125H226ZM0 127H1V126H0ZM7 127L9 128V126L6 124V128L4 127L2 132L5 133L4 130L7 129ZM11 127H12V126H11ZM11 127H10V128H11ZM18 127H19V126H18ZM25 127H26V126H25ZM25 127H23V128H24L25 131H26V129H28V127H26V128H25ZM67 127H66V128H67ZM129 127H131V126H129ZM199 127H198V128H199ZM208 127H209V126H208ZM218 127H219V126H218ZM232 127H233V126H232ZM238 127H239V126H238ZM243 127H244V126H243ZM260 127H259V128H260ZM1 128H2V127H1ZM119 128H121V127H119ZM126 128H127V127H126ZM170 128H172V126H171ZM209 128H210V127H209ZM209 128H207V130H209ZM216 128H217V127H216ZM229 128H231V125H229ZM261 128H260V130H261ZM64 129H65V128H64ZM64 129H63V130H64ZM67 129H68V128H67ZM69 129H70V130H68V131L71 132V128H69ZM145 129H147V128H145ZM153 129H155V128H153ZM184 129H185V130H184ZM195 129H194V130H195ZM224 129H225V128H224ZM227 129H228V128H227ZM237 129H238V128H237ZM237 129H235V130H237ZM8 130H9V129H8ZM11 130H12V129H11ZM17 130H19V129H15V131H17ZM105 130H104V131H105ZM110 130H111V128H110ZM128 130H129V129H128ZM131 130H132V128H131ZM170 130H171V129H170ZM179 130H180V131H179ZM212 130H213V129H212ZM256 130L258 131V129H256ZM23 131H24V130H22L21 132H23ZM25 131H24V135L26 136V134H25L26 132H25ZM41 131H42V133H41ZM50 131H51V130H50ZM64 131H66V129H65ZM91 131H92V132H91ZM98 131H97V133L99 134ZM118 131H119V130H118ZM123 131H124V130H123ZM136 131H137V129H136ZM149 131H150V130H149ZM190 131H189V132H190ZM215 131H217V130H215ZM220 131L222 132V130H220ZM228 131H229V130H227V132H228ZM9 132H10V131H9ZM19 132H20V131H19ZM21 132L18 134V136H20V138H24V140H25L26 137H25V136L23 135V133H21ZM28 132H27V135L29 136ZM54 132L57 133L56 131L52 130V133H53V134H54ZM83 132H84V133H83ZM95 132H96V131H95ZM108 132H109V131H108ZM112 132H113V131H112ZM126 132H127V131H126ZM145 132H146V131H145ZM147 132H148V131H147ZM168 132H169V133H168ZM199 132H201V131H199ZM203 132L205 133V130H203ZM211 132H212V131H211ZM227 132H225V133H227ZM230 132H231V131H230ZM230 132H229V133H230ZM237 132H239V134H240L241 132H242V133H243V132H244V133H247V132H245V130L241 131L240 129L237 130ZM237 132H236V131L234 132V129H233L232 132H231V134H230L231 136H230L229 134H227V135H229L230 137H232V135H234V134H232V133H237ZM248 132L250 133L249 130H248ZM251 132H252V131H251ZM6 133H8V131H7ZM6 133H5V134H6ZM15 133H16V132H15ZM65 133H66V132H65ZM80 133H81V135H80ZM101 133H100V134H101ZM124 133H125V132H124ZM137 133H138V132H137ZM142 133H143V132H142ZM152 133H153V130H152ZM204 133H203V134H204ZM213 133H214V132H213ZM242 133H241V134H242ZM0 134H1V137L3 136V141L1 140V141H2L1 143H3V144L6 143V144H7V143H8V142H7L8 139L12 142V140H13V138H12V137H13V133L11 134V135H12V137H11L12 139L9 138L10 134L8 135V137H6L5 135H2V133H0ZM20 134H21V135H20ZM35 134H36V135H35ZM50 134H51V133H50ZM50 134H49V135H50ZM61 134H62V133H61ZM67 134H68V133H67ZM94 134H96V133H94ZM98 134H97V135H98ZM104 134H105V133H104ZM121 134H122V133H121ZM211 134H212V133H211ZM217 134H218V133H217ZM219 134H220V132H219ZM239 134H237V137H238ZM22 135H23V136H22ZM55 135H56V134H55ZM63 135H64V134H63ZM68 135H69V134H68ZM68 135H67V136H68ZM72 135H73V134H72ZM125 135H129V134H125ZM132 135H133V134H132ZM141 135H142V134H141ZM141 135H139V136H141ZM145 135H146V134H145ZM204 135H205V134H204ZM213 135H215V134H213ZM221 135H222V134H221ZM221 135H220V136H221ZM227 135L223 133L222 137L227 136ZM251 135L253 136L254 133L251 134ZM263 135H264V134H263ZM4 136H5V138H8L7 141H5V142H4V139H5ZM46 136H45V138H46ZM57 136H58V135H57ZM67 136H65V138H66ZM73 136H74V135H73ZM111 136H112V133H111ZM111 136H110V137H111ZM120 136H121V135H119V138H120ZM150 136H151V135H150ZM150 136H149V137H150ZM152 136H154V135H152ZM159 136H160V134H159ZM159 136L157 135V138H158ZM191 136H193V135H191ZM196 136H195V137H196ZM220 136H219V137H220ZM235 136H236V135H235ZM240 136H241V135H240ZM244 136H245V135H244ZM249 136H250V135H248V133H247V138H250ZM252 136H251V137H252ZM260 136H261V135H260ZM15 137H16V138H15ZM31 137H32V136H31ZM31 137H29V138H31ZM48 137H49V136H48ZM53 137L55 138L54 135H53ZM58 137H59V139H60L62 136H61V137L58 136ZM58 137H57V138H58ZM143 137H144L143 139H146L145 137H148V135H147V136H144V135H143ZM149 137H148V138H149ZM161 137H162V136H161ZM178 137H176V138H178ZM197 137H196V138H197ZM204 137H205V136H204ZM213 137H214V136H213ZM230 137H229V138H230ZM14 138H15L14 140H16L18 137H17V136H14ZM29 138H28V139H29ZM32 138H33V137H32ZM35 138H33V139H34L33 142H35L34 145H35V146H38V145L40 146V145L42 144L43 141L41 142L40 139L35 140ZM45 138H44V139H45ZM49 138H50V137H49ZM51 138H52V137H51ZM57 138H56V140H57ZM62 138H63V137H62ZM62 138H61V139H62ZM65 138H64V139H65ZM86 138H87V137H86ZM100 138L102 139L103 137H100ZM112 138H113V137H112ZM122 138H123V137H122ZM182 138H181V139H182ZM191 138H192V137H191ZM191 138H190V139H191ZM229 138H228V139H229ZM240 138H241V137H240ZM247 138H246V139H247ZM252 138H253V137H252ZM59 139H58V140H59ZM106 139H107V138H106ZM108 139H109V138H108ZM127 139H128V138H127ZM127 139H126V140H127ZM140 139H141V138H140ZM150 139H152V138H150ZM170 139H171V138H170ZM193 139H194V136H193ZM231 139H232V138H231ZM231 139H230L229 141H232ZM235 139H236V138H235ZM17 140H18V139H17ZM17 140H16V141H17ZM24 140H23V141H24ZM42 140H43V139H42ZM52 140H54V139L52 138ZM52 140H51V141H52ZM79 140H80V139H79ZM95 140H96V139H95ZM128 140H129V139H128ZM131 140H134V138H133V139L131 138ZM148 140H149V139H148ZM148 140H147V141H148ZM221 140H223V139H221ZM233 140H234V139H233ZM10 141H9V144L11 143ZM16 141H13L12 143H14V142L16 143ZM18 141L21 142L20 140H18ZM48 141L50 142V140H48ZM64 141H65V140H64ZM66 141H67V143H68V139H67V138H66ZM73 141H74V139H73ZM73 141H72V142H73ZM81 141H82V140H81ZM111 141H112V140H111ZM134 141H135V140H134ZM138 141H139V140H138ZM140 141H141V140H140ZM166 141H167V140H166ZM169 141H170V140H169ZM217 141H218V140H217ZM224 141H225V140H224ZM245 141H249V140H245ZM19 142H18V144H21V143H19ZM24 142H25V141H24ZM27 142H28V141H27ZM27 142H26V143H27ZM29 142H31V141L29 140ZM44 142H45V141H44ZM49 142H48V143H49ZM72 142H71V143H72ZM76 142H77V141H76ZM94 142H95V141H94ZM98 142H99V141H98ZM125 142H126V141H125ZM46 143H47V141H46ZM51 143H52V142H51ZM60 143H61V145H62V143H65V142L60 141ZM67 143H66V144H67ZM71 143L69 142L70 145H72ZM83 143H84V142H83ZM101 143H102V142L100 141L99 144H101ZM106 143H108V142L106 141ZM112 143H113V142H112ZM132 143H133V142H132ZM219 143H220V142H219ZM3 144H1V145H3ZM6 144H4V146H5ZM18 144H17L16 148H19V147H18V146H19ZM32 144H33V143H32ZM32 144H31V145H32ZM49 144H50V143H49ZM54 144H56V143H54ZM75 144H77V143H75ZM78 144H79V143H78ZM128 144H129V143H128ZM7 145H8V144H7ZM10 145H11V144H10ZM31 145L29 144V145H27V147H28V146L31 147ZM42 145H44V144H42ZM51 145H53V144H51ZM64 145H65V144H63V147H64ZM80 146H81V145H80ZM6 147H7V146H6ZM8 147H10V146L8 145ZM8 147H7V148H8ZM13 147H14V146H13ZM13 147H11L10 149L13 150V149H12ZM32 147L35 148L34 146H32ZM32 147H31V148H32ZM43 147H45V145H44ZM48 147H49V146H48ZM50 147L52 148V146H50ZM56 147H58V146H56ZM77 147H78V146H77ZM93 147H94V146H93ZM127 147H128V146H127ZM127 147H126V148H127ZM263 147H264V146H263ZM1 148H2V147H1ZM1 148H0V150H2ZM23 148H25V147H23ZM23 148H22V149H23ZM36 148H37V147H36ZM51 148H50V149H51ZM60 148H61V147H60ZM79 148H80V147H79ZM91 148H92V147H91ZM95 148H96V147H95ZM95 148H94V149H95ZM97 148H98V147H97ZM129 148H132V147H129ZM138 148H139V147H138ZM8 149H9V148H8ZM14 149H15V148H14ZM25 149L28 150L27 148H25ZM40 149H41V148H40ZM43 149H44V148H43ZM82 149H83V148H82ZM89 149H90V148H89ZM107 149H108V148H107ZM15 150H16V149H15ZM17 150H18V149H17ZM23 150H24V149H23ZM26 150H25V151H26ZM29 150H30V149H29ZM86 150H87V149H86ZM90 150H91V149H90ZM105 150H106V149H105ZM110 150H111V149H110ZM116 150H117V149H116ZM124 150H125V149H124ZM144 150H145V149H144ZM257 150H258V149H257ZM30 151H31V150H30ZM45 151H46V148H45ZM49 151H50V150H49ZM96 151H97V150H96ZM147 151H148V150H147ZM0 152H2V151H0ZM6 152H7V151H6ZM10 152H11V151H10ZM13 152H14V151H13ZM15 152H16V151H15ZM18 152H19V151H18ZM71 152H73V151H71ZM88 152L90 153L91 151H88ZM99 152H100V147H99ZM135 152H136V151H135ZM156 152H157V151H156ZM16 153H17V152H16ZM27 153H29V152H27ZM67 153H68V152H67ZM73 153H75V152H73ZM76 153H77V152H76ZM111 153H112V152H111ZM125 153H126V152H125ZM129 153H130V152H129ZM139 153H140V152H139ZM139 153H138V154H139ZM56 154H57V153H56ZM64 154H65V153H64ZM68 154H69V153H68ZM78 154H79V153H78ZM90 154H91V153H90ZM92 154H93V153H92ZM106 154H107V153H106ZM121 154H122V153H121ZM145 154H146V151H145ZM5 155H6V154H5ZM47 155H48V154H47ZM108 155H109V154H108ZM262 155H264V154L262 153ZM69 157H70V156H69ZM49 158H50V156H49ZM87 161H88V160H87ZM93 161H94V160H93ZM93 164H94V163H93ZM99 164H100V163H99ZM67 165H68V164H67ZM90 165H92V163H91ZM111 165H113V164H111ZM116 165H117V164H116ZM121 165H122V164H121ZM128 165H129V164H128ZM72 166H73V165H72ZM64 167H65V166H64ZM68 167H69V166H68ZM68 167H67V169H68ZM76 167H77V166H76ZM98 167H99V166H98ZM98 167H97V168H98ZM102 167H103V166H102ZM102 167L100 166L101 169H103ZM71 168H72V167H71ZM87 168H88V167H87ZM91 168H92V167H91ZM84 169H85V168H84ZM95 169H96V167H95ZM95 169L93 168V170H95ZM98 169H99V168H98ZM86 170H88V169H86ZM106 170H107V169H106ZM113 170H114V168H113ZM113 170H112V171H113ZM116 170H117V169H116ZM123 170H124V169H123ZM110 171H111V169H110ZM125 171H126V170H125ZM117 172H118V170H117ZM114 173H115V172H114ZM88 183H89V182H88ZM117 183H118V182H117ZM120 183H121V182H120ZM138 183H139V182H138ZM146 183H147V182H146ZM93 184H94V183H93ZM93 184H92V185H93ZM113 184H114V183H113ZM140 184H141V183H140ZM142 185H143V184H142ZM7 207L9 208V206H7ZM6 209H7V208H6ZM10 209H11V207H10ZM10 209H9V210H10ZM12 210H13V208H12ZM5 211H6V210H5ZM10 211H11V210H10ZM14 211H15V210H13V212H14ZM11 212H12V211H11ZM13 212H12V213H13ZM8 213H9V212H8ZM16 213H17V212H16ZM13 214H14V213H13ZM20 214H21V213H20ZM4 215H5V214H4ZM11 215H12V214H11ZM12 216H13V215H12ZM17 216H18V215H17ZM13 217H15V216H13ZM9 218H10V217H9ZM11 218H12V217H11ZM64 218H65V216H63V219H64ZM146 221H147V220H146ZM149 221H150V220H149ZM153 221H154V220H153ZM143 222H145V221H143ZM160 222H161V221H160ZM163 222H164V221H162V223H163ZM72 223H73V222H72ZM121 223H122V222H121ZM126 223H127V222H126ZM145 223H146V222H145ZM164 223H166V221H165ZM164 223H163V225L160 224V225H162V228H161V229H163ZM169 223H170V222H169ZM122 224H123V223H122ZM171 224H173V223H171ZM185 224H186V223H185ZM125 225H126V224H125ZM148 225H149V224H148ZM148 225H147V227H150V226H148ZM165 225H166V224H165ZM181 225H182V224H181ZM73 226H74V225H73ZM175 226H176V225H175ZM183 226H185V225H183ZM180 227H181V226H180ZM180 227H178V228H180ZM6 228H7V226H6ZM8 228H9V227H8ZM144 228H145V227H144ZM165 228H167V227H165ZM165 228H164V229H165ZM168 228H169V226H168ZM182 228H183V227H182ZM4 229H5V228H4ZM4 229H2V230H4ZM122 229H123V228H122ZM122 229H120V230H122ZM146 229H147V228H146ZM159 229H160V228H159ZM161 229H160V230H161ZM164 229H163V230H164ZM147 230H148V229H147ZM157 230H158V229H157ZM165 230H166V229H165ZM165 230H164V231H165ZM179 230H180V229H179ZM11 231H12V230H11ZM11 231H10V232H11ZM122 231H123V230H122ZM199 231H200V230H199ZM5 232H7V231L5 230ZM118 232H120V231H118ZM149 232H150V231H149ZM166 232H169V229H168V231H166ZM197 232H198V231H197ZM89 233H90V232H89ZM92 233H93V232H92ZM104 233H105V232H104ZM120 233H121V232H120ZM125 233H126V232H125ZM198 233H200V232H198ZM198 233H197V234H198ZM78 234H79V233H78ZM148 234H149V233H148ZM195 234H196V233H195ZM200 234H201V233H200ZM76 235H77V233H76ZM87 235H88V233H87ZM145 235H146V234H145ZM198 235H199V234H198ZM72 236H73V234H72ZM72 236H71V237H72ZM132 236H134V235H132ZM136 236H137V235H136ZM136 236H135V237H136ZM150 236L153 237V234H151ZM71 237H70V239H71ZM73 237H74V236H73ZM91 237H93V235H92ZM97 237H98V236H96V238H97ZM102 237L104 238V236H102ZM119 237H120V236H119ZM155 237H156V236L154 235L153 238H155ZM158 237H159V236H158ZM158 237H157V238H158ZM191 237H192V236H191ZM195 237H196V236H195ZM201 237H203V236H201ZM96 238H95V239H96ZM99 238H100V236H99ZM127 238L129 239V236H128ZM130 238H131V237H130ZM157 238H156V239H151V238H149L148 240L150 241V243H149V245H147V248L145 247L146 249H143V251H140V253H137V252H139V250H138L137 252H135V253H137V254L135 255V257L138 256V254H139V257H138V258H140V255H143V257H142L143 259H142V260H144V261L147 260V261H149V263H150L151 261H157V259H160V258L162 257L161 255H163V253L169 251V248L167 249L168 246H166V244L164 245V244L162 243V240L167 239L166 237H163L164 239H162L161 241H160L159 238H158L159 240H158ZM180 238H181V237H179V239H180ZM68 239H69V238H68ZM72 239H73V238H72ZM86 239H87V238H86ZM92 239H93V238H92ZM100 239H101V238H100ZM116 239H117V238H116ZM125 239H126V238H125ZM133 239H134V238H133ZM168 239H169V238H168ZM181 239H182V238H181ZM188 239H189V238H188ZM240 239H241V238H240ZM46 240H47V239H46ZM60 240H62V239H60ZM102 240H103V239H102ZM130 240H131V239H130ZM130 240H128V241H130ZM176 240H177V239H176ZM197 240H198V239H197ZM36 241H37V240H36ZM39 241H40V243H41V240H39ZM42 241H43V240H42ZM55 241H56V240H55ZM55 241H53V242H55ZM88 241H89V238H88ZM93 241H94V240H93ZM97 241H98V238H97ZM97 241H96V242H97ZM119 241H120V240H119ZM123 241H124V239H123ZM125 241H126V240H125ZM158 241L161 242L163 245H162V244H161V245H158ZM165 241H166V240H165ZM173 241H174V240H173ZM254 241H256V243H257V240H254ZM260 241H261V240H260ZM66 242H67V241H66ZM163 242H164V241H163ZM35 243L37 244V242H35ZM44 243H46V242H44ZM48 243H49V242H48ZM55 243H56V242H55ZM57 243H58V242H57ZM93 243H94V242H93ZM97 243H99V242H97ZM101 243H102V241H101ZM101 243H100V244H101ZM121 243H122V241H121ZM126 243H128V242L126 241ZM152 243H153V244H152ZM156 243H157V244H156ZM166 243H167V241H166ZM168 243H169V242H168ZM168 243H167V244H168ZM253 243H254V242H253ZM256 243H255V245H256ZM41 244H42V243H41ZM49 244H50V243H49ZM49 244H48V246H49ZM53 244H54V243H53ZM128 244H130V243H128ZM143 244H145V242H144ZM147 244H148V243H147ZM159 244H160V243H159ZM199 244H200V243H199ZM257 244H258V243H257ZM263 244H264V243H263ZM44 245H45V244H44ZM44 245H43V246H44ZM57 245L59 246V244H57ZM57 245H54L55 248H54V247H53V248H54V249L58 248ZM62 245H63V244H62ZM90 245H91V244H90ZM96 245H99V244H96ZM126 245H127V244H126ZM145 245H146V244H145ZM193 245H195V244H193ZM200 245H201V244H200ZM200 245H199V246H200ZM50 246H52V245H50ZM63 246H64V245H63ZM63 246H62L61 249H63ZM129 246H130V245H129ZM195 246H196V245H195ZM251 246H252V245H251ZM251 246H249V247H251ZM257 246H259V245H257ZM41 247H42V246H41ZM45 247H46V246H45ZM45 247H44V248H45ZM67 247H68V244H67ZM67 247H66V248H67ZM187 247H188V246H187ZM254 247H255V246H254ZM263 247H264V246H263ZM48 248H49V247H48ZM48 248L46 247L45 250H46V249L48 250ZM59 248H60V247H59ZM125 248H127V247H125ZM191 248H192V247H191ZM191 248H190V249H191ZM202 248H203V247H202ZM237 248H238V246H237ZM251 248H252V247H251ZM256 248H257V247H256ZM258 248H259V247H258ZM258 248H257V249H258ZM16 249H17V248H16ZM74 249H75V247H74ZM76 249H77V248H76ZM96 249H98V248H96ZM100 249H101V247H100ZM100 249H99V250H100ZM187 249H188V248H187ZM245 249H247V248L245 247ZM245 249H243V251H246ZM13 250H14V249H13ZM13 250H12V253H17V252L19 251V250H18V251L15 250V251H17V252H13ZM39 250H40V249H39ZM41 250H42V249H41ZM47 250H46V251H47ZM50 250H51V248L49 249V251H50ZM123 250H124V249H123ZM123 250H121V253H122ZM125 250H127V249H125ZM251 250H252V249H251ZM254 250H256V249L254 248ZM43 251H44V249H43ZM186 251H188V250H186ZM204 251H205V249H204ZM243 251H242V253H243ZM249 251H250V249H249ZM249 251L245 252V254H244V253H243V254H241V253H236V252H237V251H236V252L234 253V254H235V257H233V259H234V260L236 259V261H241V260H244V261L246 260V261H248L249 259H250V260H254L255 258H256V259H257V258H258V259H259V258H263V259H264V249H263V248H262V249L259 248V249L257 250L258 252H254V251L252 250L253 253H252V254L249 253V254H251V255L248 254ZM19 252H20V251H19ZM41 252H42V251H41ZM91 252H92V251H91ZM93 252H94V251H93ZM93 252H92V254H91V253H89V254H88V253L85 254V252H83V250L77 249V251L75 250L74 252H72V253H70V254H68V255L65 254L66 256H63L62 259H61V257H60L62 263H60L59 261H57V262H58L57 264H59V263H60V264H95L94 261H95V260H98L100 257H98L99 255L95 254V252H94V254H93ZM96 252H97V251H96ZM102 252H103V251H102ZM119 252H120V251H119ZM188 252H189V251H188ZM190 252H192V251L190 250ZM233 252H234V251H233ZM10 253H11V252H10ZM12 253H11V254H12ZM42 253H44V252H42ZM104 253H106V252H104ZM104 253H101V251H99V254H103V255H102L103 257L100 255L102 261H104L103 259H105V258H104V256H105ZM123 253H124V252H123ZM132 253H134V252H132ZM132 253H131V254H132ZM193 253H194V252H193ZM17 254L19 255V253H17ZM116 254H117V255H116ZM118 254H119L118 252L115 253L116 256H118ZM187 254H188V253H187ZM8 255H9V253H8ZM12 255H13V254H12ZM12 255H11V256H12ZM14 255H16V254H14ZM14 255L12 256L13 259H14V257H15ZM18 255H16L17 257H15V258H18V259H19ZM30 255H31V254H30ZM113 255H114V254H113ZM120 255L122 256L123 254H120ZM120 255H119V257H117V258H121V261H122V258H123V257H120ZM124 255H125V254H124ZM126 255H128V254L126 253ZM166 255H167V253H166ZM168 255H169V254H168ZM168 255H167V256H168ZM11 256L9 255V257H11ZM23 256H26V257L32 259L31 257L27 256L26 254H24ZM116 256H115V257L113 256L114 259L116 258ZM163 256H164V255H163ZM191 256H192V255H191ZM196 256H197V255H196ZM230 256H231V255H230ZM26 257L23 258V260L26 261V262L24 261L23 263H24V264H27V263L30 264L29 261H31V260L28 259V262H27ZM33 257H34V256H33ZM124 257H128V259H129L130 256H124ZM159 257H160V258H159ZM0 258H1V257H0ZM21 258H22V257H21ZM37 258H38V257H37ZM37 258H35V259H37ZM117 258H116V259H117ZM212 258H213V257H212ZM216 258H217V257H216ZM229 258H230V257H229ZM6 259H8L7 256H6ZM6 259H4V262H2V261H0V262L4 264ZM10 259H11V258H10ZM13 259H12L13 264H18V263H15V262H19L18 259H17V260L15 259L16 261H14ZM33 259H34V258H33ZM33 259H32V262L35 261V259H34V260H33ZM60 259H59V260H60ZM125 259H126L125 262L122 261L123 264H136V263H134L135 258H134V260H133V258H131L133 261H131V259H130L131 263H128V259H127V258H125ZM136 259H137V258H136ZM233 259H232V260H233ZM258 259H257V260H258ZM117 260L119 261V259H117ZM139 260H140V259H139ZM139 260H138V261H139ZM165 260H168V258H165ZM165 260H164V261H165ZM172 260H173V259H172ZM211 260H212V259H211ZM229 260H230V259H229ZM257 260H256V261H257ZM10 261H11V260H10ZM37 261H38V260H37ZM44 261H45V260H44ZM118 261H116V262L118 263ZM121 261H120V262H121ZM236 261H235V262H236ZM263 261H264V260H263ZM6 262L8 263V261H6ZM32 262H31V264L34 263V262H33V263H32ZM49 262H52V263H53V261H49ZM95 262H96V261H95ZM132 262H133V263H132ZM136 262H137V260H136ZM188 262H189V261H188ZM208 262H209V261H208ZM259 262H260V259H259ZM1 263H0V264H1ZM7 263H5V264H7ZM10 263H11V262H10ZM35 263H36V261H35ZM117 263H116V264H117ZM143 263H144V262H143ZM153 263H155V262H153ZM163 263H164V264H169V260L166 261V262H163ZM220 263H221V262H220ZM246 263H247V262H246ZM248 263H249V261H248ZM36 264H38V263H36ZM46 264H47V263H46ZM54 264H56V263H54ZM96 264H97V263H96ZM113 264H114V263H113ZM119 264H120V263H119ZM139 264H140V263H139ZM146 264H147V262H146ZM242 264H243V263H242Z\"/></svg>",
  "mask_w": 264,
  "mask_h": 264
}]
</instances>
